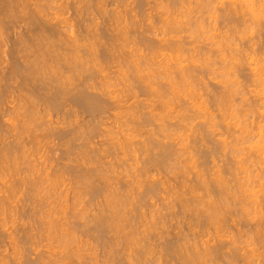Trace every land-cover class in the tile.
<instances>
[{"label": "bare ground", "instance_id": "1", "mask_svg": "<svg viewBox=\"0 0 264 264\" xmlns=\"http://www.w3.org/2000/svg\"><path fill=\"white\" fill-rule=\"evenodd\" d=\"M60 1L61 0H0V143H2L4 146H2V148L0 149V157H2L3 158V160H5V162H9L8 161V159L9 160H11V158H13V156H14V153L16 154V152L17 151H19L20 150V152H21V149H23V147H22V145H25V144H23L22 142H21V137H22V131H24V129H25V127L27 126V122L29 123L28 125L29 126H31L30 125V122H34L35 123V121H37V120H39L40 119V122H41V120L43 119V118H45V117H49V116H51L52 117V115H53V113H54V116H55V118H56V116H65V117H67L66 115H76V116H78V115H80V114H88L89 116H98L99 118H101V116L102 115H104L105 116V114H108L109 112H111L112 110H114L113 112H117V113H115V114H118L119 115V113H118V111H116V109L118 108V107H120V103L123 101V105H124V103H125V101H129L130 99H128V100H125L124 101V96H125V94H126V96L127 95H129L128 96V98H131V99H133V97L135 98V96H137L138 97V95L141 93V92H143V94H145V92L146 91H150L149 89H151L150 87L153 85V79H156V81H157V78L159 79V78H163V80H165L166 79V82H168V84L173 88V91L174 90H177L178 91V93L179 92H181V90L183 89L184 91H191V90H193V83L195 82V81H193V80H199V78H198V76H196V73L195 72H197V74H198V72L200 71H197L196 69H195V66L197 65L196 64V62H197V59H195L193 56H195L194 54H196L197 56L199 55V56H204V51H206L205 49V47H206V45H205V47H204V51L201 49V48H199L197 51L196 50H191V49H189L188 47V43H185V41H183L185 44H183L181 41L180 42H178V41H174L175 39L173 38L172 40H165L164 38V40L162 39H160L161 40V42H159L160 44H161V46L160 47H158L160 44L159 43H157L158 41H160L159 40V38L160 37H163V36H160L159 37V35L160 34H158L157 36H158V41L156 42L157 43V45L158 46H156L155 45V43L151 40V39H149L150 37H146V36H144L145 34H143L142 35V32H141V36H144V37H141V36H139V34H138V36L136 37V35H137V33H138V31L139 30H137V25H132V27H133V29H131L130 28V30H129V28H128V26L127 25H124V26H126V27H124L123 25V27L121 26V24L123 23L122 22V18H121V16L122 15H120V13H116V12H114L113 13V15L111 16V11L108 13L109 15H107V12L105 11V10H102L103 9V5H105L104 4V0H72L71 2L69 1V0H62L61 1V4H57V2L58 3H60ZM69 1V2H68ZM75 1V2H74ZM86 1V2H85ZM112 1V0H111ZM122 1H124V0H122ZM129 1V0H128ZM153 1V0H152ZM154 1H157L156 3L158 4V2H159V0H154ZM161 1V0H160ZM226 1H228V3L230 4V6L228 5L226 8H228V9H226V8H223V10H225V11H223V13L224 14H226L225 16L223 15V13L221 12V10L220 11H218V9H220V8H218L219 6L218 5H221V7H223L222 5H224V3H226ZM108 2V1H107ZM115 2V1H114ZM144 2H146V1H144ZM162 2V1H161ZM53 3H56V5H58V6H56L57 8H54V9H58L59 11H63L62 12V14L61 13H58V11L57 12H52L51 14L48 12V10L49 9H51V4L53 5ZM125 3V2H124ZM127 3V2H126ZM149 3H150V0H149V2H148V4L147 5H149ZM115 4V3H114ZM118 4V3H117ZM120 4V3H119ZM130 4V3H129ZM55 5V4H54ZM107 5V4H106ZM121 5H122V3H121ZM136 5V4H135ZM151 5V4H150ZM155 5V4H154ZM194 7H193V6ZM113 6V5H112ZM125 6H127V5H125ZM138 6H140V5H138ZM152 6V5H151ZM224 6H226V4L224 5ZM55 7V6H54ZM105 7V6H104ZM107 7V6H106ZM119 7V6H118ZM124 7V6H123ZM148 7V6H147ZM53 8V7H52ZM110 8V7H109ZM137 8V7H136ZM157 8H162L164 11L163 12H161L162 13V16L164 15V16H166V17H164V18H166V19H164V18H162V25H161V28H162V30H163V34L165 35V36H170V35H173V34H175V33H179V31L181 32L182 30L181 29H183V28H181L180 29V25L182 24V23H180L178 20H177V16L178 15H180L179 16V20H181L182 21V19H180V17L182 16V18L185 20V21H189V20H191V21H189V22H192L191 23V25H190V31L189 32H187V33H190L192 36H195L196 37V35L195 34H203V35H207V34H209V33H207V32H211L210 31V28L212 29V32L214 31L213 30V28L211 27V25H212V23H214L215 21H219V20H217V18H216V16H219V14L220 13H222V14H220V15H223L227 20H225V18H224V20L225 21H231V18L235 15L236 17L238 16V15H241L240 17H244L245 19L244 20H246V18H247V24L248 23H250L251 24V26L252 27H256V26H253V24L255 25V23L256 24H258V23H260V21H261V19L262 18H264V14H261L262 13V9H264V0H164V2H162V4H159L158 5V7ZM179 8V9H178ZM194 8V9H193ZM53 9V10H54ZM130 9V8H129ZM154 9H156V8H154ZM153 9V10H154ZM180 9H183V11L179 14V12L181 11ZM120 10V9H119ZM177 10L179 11V12H177ZM52 11V10H51ZM56 11V10H55ZM65 11V12H64ZM71 11V12H70ZM97 11L100 13L101 12V14H103V15H107V19H108V21H106V23L107 22H109V20H111L112 19V22H113V24L115 25L116 24V28L111 24V23H109L110 25H111V28H115V30H113L112 31V29L111 30H109L110 29V25L109 26H107V27H109V29L106 27V28H104L106 25H104L103 23H102V25H104V27H102V28H99V25L100 24H96V23H98V22H96L97 20H95V13H97ZM108 11V10H107ZM118 11V10H117ZM194 11H195V13H196V15H197V17H193L192 18V16H193V13H194ZM120 12V11H119ZM128 12V11H127ZM131 12V11H130ZM155 12V11H154ZM176 12L178 13V14H176ZM219 12V13H218ZM64 13V14H63ZM70 13V15H68ZM72 13V14H71ZM104 13H106V14H104ZM123 13V12H122ZM132 13H133V11H132ZM156 13V12H155ZM157 13H158V11H157ZM100 14V15H101ZM129 15H131V13H128ZM218 14V15H217ZM68 15V16H67ZM124 15V14H123ZM231 15H233V16H231ZM246 15L249 17H246ZM98 16V15H97ZM110 16V17H109ZM138 16V15H137ZM157 16H158V14H157ZM160 16V15H159ZM222 16V17H223ZM234 16V18H236ZM81 17H88V19H86V20H82L81 19ZM139 17V16H138ZM220 17V16H219ZM98 18V17H97ZM111 18V19H110ZM134 18V17H133ZM158 18H160V17H158ZM188 18V19H187ZM190 18V19H189ZM238 18V17H237ZM251 18V19H250ZM84 19V18H83ZM101 19V18H100ZM106 19V20H107ZM127 19H130V18H126V20ZM135 19V18H134ZM134 19H132V20H134ZM137 19V18H136ZM243 19V18H242ZM248 19H250L251 21H249ZM138 20V19H137ZM193 20V21H192ZM222 20V19H221ZM129 21V20H128ZM128 21H125V22H127L128 23ZM135 21V20H134ZM139 21H140V19H139ZM223 21V20H222ZM224 21V22H225ZM229 21V22H230ZM232 21H234L233 19H232ZM246 21L244 22V24H246ZM249 21V22H248ZM262 21H264L263 19H262ZM261 21V22H262ZM86 22H88L89 24H87ZM137 21H135V22H133V23H136ZM207 22H208V24H207ZM235 22H236V20H235ZM235 22H232V23H230V24H233L234 23V25H235ZM258 22V23H257ZM87 25H86V24ZM151 23V22H150ZM186 23V26H187V22H184V24ZM219 23V22H218ZM228 23V22H227ZM243 23V22H242ZM21 26H20V25ZM83 24H85V25H83ZM123 24H125V23H123ZM128 24H130V22L128 23ZM137 24V23H136ZM138 24H139V22H138ZM144 24V23H143ZM152 24V23H151ZM215 24V23H214ZM213 24V25H214ZM220 24V23H219ZM260 24H262V23H260ZM12 25H14V26H20L21 28H22V30H21V28H20V30L17 32V28H16V31L14 32V30L12 29L13 28V26ZM107 25H108V23H107ZM183 25V24H182ZM188 25V26H189ZM223 25H224V23H223ZM222 25V26H223ZM229 25V24H228ZM234 25H233V27H234ZM113 26V27H112ZM142 26V25H141ZM140 26V27H141ZM152 26V25H151ZM154 26V25H153ZM217 25H215L214 26V28L216 27ZM219 26V25H218ZM230 26V25H229ZM236 26V25H235ZM258 27H260V25H257ZM130 27V26H129ZM144 27V26H143ZM147 27V26H146ZM158 27V26H157ZM160 27V26H159ZM193 27V28H192ZM209 27V28H208ZM236 27H238V26H236ZM239 27H240V25H239ZM243 27V26H242ZM113 28V29H114ZM229 28V27H228ZM231 28H232V26H231ZM235 28V27H234ZM245 28H246V26H245ZM263 28V27H262ZM11 29V31H13V33L15 34H13L14 36L11 38V36H9L10 38H8V36H7V34H10L9 32L6 34V32L8 31V30H10ZM147 29V28H146ZM178 29H180L179 31H178ZM187 29H188V27H187ZM216 29V28H215ZM221 29V28H220ZM225 29V28H224ZM244 29V28H243ZM253 29V28H252ZM258 29V28H257ZM256 29V30H257ZM261 29V28H260ZM144 30V29H143ZM185 30V29H184ZM183 30V31H184ZM189 30V29H188ZM236 30H237V28L235 29V32H236ZM244 30H247V29H244ZM243 30V31H244ZM249 30H251V28H249ZM263 30H264V28H263ZM113 32V34H111L112 32ZM147 31V30H146ZM155 31V30H154ZM177 31V32H176ZM218 31V32H217ZM240 31V30H239ZM248 31V30H247ZM253 31V30H252ZM111 32V33H110ZM145 32V31H144ZM148 32H150V31H148ZM156 32V31H155ZM160 32H161V30H160ZM216 32H217V34L219 33V29L218 30H216ZM216 32H214V33H216ZM230 32H231V30H230ZM246 31H244V33H245ZM250 31H248V32H246L247 34L249 33ZM256 32V31H255ZM264 32V31H263ZM178 33H177V36H178ZM233 34H234V32H232ZM239 33V35H240V33L241 32H238ZM244 33H242V34H244ZM149 34V33H148ZM162 34V33H161ZM181 34V33H180ZM241 34V35H242ZM250 34V33H249ZM248 34V35H249ZM251 34H252V32H251ZM151 35V34H150ZM182 35H183V33H182ZM212 35V34H211ZM210 35V37H214V38H217L216 36L217 35H213V36H211ZM219 35V34H218ZM231 35V34H230ZM236 35V34H235ZM240 35V36H241ZM262 35V34H261ZM264 35V34H263ZM133 36L136 38L135 40H131V42L132 43H130V39L131 38H133ZM148 36V35H147ZM155 36V35H154ZM157 36H156V38H154L155 40L157 39ZM164 36V37H165ZM174 36V35H173ZM192 36H190L189 35V38L191 39V40H194L195 38L194 37H192ZM238 36V35H237ZM239 36V38L240 39H242L241 37ZM174 37H176V36H174ZM192 37V38H191ZM200 37V36H199ZM202 37V36H201ZM206 37H208V35L206 36ZM227 37V36H226ZM234 37V36H233ZM242 37H243V35H242ZM248 37H250V35L248 36ZM152 38H153V36H152ZM177 38H179V37H177ZM194 38V39H193ZM196 38H198V37H196ZM227 38H229V37H227ZM225 39V37L224 36H222L221 34L218 36V38L217 39H219V40H217V41H215V39H213L214 41H213V46H214V49H216V47H218L217 49H218V53L220 54V55H223V53H225L224 51H225V49L226 50H230V48L231 49H233L234 47H235V45H234V43H233V47H231L232 46V43H231V41L229 42V41H227L228 39ZM246 39H247V37H245ZM134 39V38H133ZM149 39V40H148ZM189 39V40H190ZM208 39V38H207ZM235 39H236V37H235ZM251 39V38H250ZM249 38H248V40H250ZM253 39V38H252ZM151 40V41H150ZM188 40V41H189ZM190 40V41H191ZM202 40H203V37H202ZM230 40V39H229ZM239 40V39H238ZM243 40H245L244 38H243ZM129 41V43L127 44V47H129L130 45L129 44H135L134 46H136V44H137V46L136 47H134L133 45H131L132 47H134V48H136L135 50L133 49V48H131L130 47V50H133L132 52L130 51V50H125L126 52L127 51H130V52H128V53H125V54H121L120 55V53L122 52V50H120V49H123V53H124V49L125 48H121V47H126V46H122V44L124 43V44H126L127 42ZM198 41V40H197ZM196 41V42H197ZM204 41H205V37H204ZM210 41V40H209ZM237 41V40H236ZM251 41V40H250ZM187 42V41H186ZM195 42V48H196V45L199 43V42H202L201 41V39L199 40V42H197L196 43ZM211 42V41H210ZM230 45H227V43ZM235 42V41H234ZM253 42H255V40L253 41ZM260 42H262V41H260ZM121 43V44H120ZM190 43H192V45H193V43L194 42H190ZM190 43H189V45H190ZM212 43V42H211ZM231 43V44H230ZM237 43V42H236ZM235 43V44H236ZM123 44V45H124ZM226 44V45H225ZM187 45V46H186ZM238 45H239V43H238ZM201 46H202V43H201ZM200 46V47H201ZM208 46V45H207ZM216 46V47H215ZM236 46H237V44H236ZM254 46H257V45H254ZM194 47H192V48H194ZM239 47V46H238ZM116 48H120L119 49V52H118V49H116ZM210 48H212L211 47V45H210ZM209 48V49H210ZM262 48V47H261ZM127 49V48H126ZM224 49V50H223ZM235 49V48H234ZM252 49H254L253 48V46H252ZM251 49V50H252ZM255 49H256V47H255ZM112 50H114V51H116L117 50V52L116 53H119L117 56H116V53H114V52H112ZM143 50H147V53H148V51H149V55H147V53H146V51H143ZM211 50V49H210ZM210 50H209V52H210ZM240 49H238V51H239ZM258 50V49H257ZM260 50V49H259ZM136 53H135V52ZM164 51L165 52H167L166 54L164 53ZM201 51H203V52H201ZM242 51V50H241ZM254 51V50H253ZM146 54H144V53ZM207 53H208V51H206ZM212 52V51H211ZM210 52V53H211ZM230 52H234V51H230ZM243 52V51H242ZM241 52V53H242ZM256 53H257V51H255ZM254 52V53H255ZM138 53V54H137ZM164 53V54H163ZM227 53V52H226ZM240 53V54H241ZM248 53V52H247ZM255 53V54H256ZM135 54H137V55H135ZM217 54V53H216ZM226 55V54H225ZM228 55V54H227ZM244 55V54H243ZM257 55V54H256ZM264 55V54H263ZM4 56V57H3ZM206 56V55H205ZM208 56V55H207ZM206 56V57H207ZM210 56H212V54L210 55L209 54V57ZM214 56H216V55H214ZM250 56V55H249ZM248 55H247V58L249 57ZM254 56V55H253ZM261 57H262V55H260ZM217 57V56H216ZM220 57V56H219ZM223 57H224V55H223ZM223 57L221 58V60H223ZM228 57V56H227ZM229 57H230V55H229ZM229 57H228V60H229ZM232 57V56H231ZM237 57H240V56H237ZM241 57H242V55H241ZM245 57V56H244ZM158 58H161L159 61H157L156 59H158ZM208 58V57H207ZM226 58V57H225ZM225 58H224V60H225ZM252 58V57H251ZM192 59V60H191ZM193 59H194V61H193ZM156 60V61H155ZM189 60H191L190 62H191V64L193 63V66L191 65V66H186V65H184V63L185 62H189ZM216 60H217V58H216ZM222 61V63H224L225 61ZM232 60V58H230V61ZM245 60H246V57H245ZM245 60H243V61H245ZM248 60H249V58H248ZM254 60H255V56H254ZM253 60V61H254ZM258 60H259V57H258ZM115 61H117L116 62V64H117V71L116 72H114L113 70H112V73L113 74H111V73H107V72H109V71H107L109 68V65L108 64H113ZM193 61V62H192ZM210 61H211V57H210ZM214 61V60H213ZM226 61H227V58H226ZM247 61V60H246ZM111 62H113V63H111ZM199 62V61H198ZM204 62H207V60H205ZM208 62H209V60H208ZM208 62L206 63L207 64V66H208ZM215 62V61H214ZM241 62V61H240ZM250 62V61H249ZM255 62H257V60L255 61ZM254 62V63H255ZM227 63L229 64L230 62H228L227 61ZM247 63V62H246ZM116 64H114V66L116 65ZM211 64V63H210ZM213 64V63H212ZM221 64V63H220ZM232 64V63H231ZM230 64V65H231ZM243 64V63H242ZM249 64V63H248ZM253 63L251 62V64H249V65H252ZM215 65V64H214ZM217 65V64H216ZM245 65V64H244ZM249 65H247V66H249ZM254 65V64H253ZM106 66H108L107 68H106ZM111 66H113V65H111ZM114 66L112 67L113 69H114ZM210 66V65H209ZM212 66V65H211ZM224 66V65H223ZM227 67H229V65H226ZM233 67H234V65H232ZM243 66V65H242ZM189 67V68H188ZM217 67V66H216ZM236 67H237V65H236ZM250 68H252L253 70L252 71H254V74H253V78H254V84L256 85V90H255V92H256V97H255V101L256 102H252L253 104H248V106L250 107V109H252V110H249V111H252L253 113H252V115H254V113H257V114H261V118H263L262 116H264L263 114H264V59H262L261 58V60L259 61V62H257V63H255V68H253L252 66H249ZM111 68V69H112ZM116 68V67H115ZM196 68H198V67H196ZM212 69H215V68H213V67H211ZM232 68V67H231ZM248 68V67H247ZM146 69V70H145ZM225 69V68H224ZM223 69V70H224ZM235 69V68H234ZM233 69V70H234ZM246 69V68H245ZM110 70V69H109ZM160 70V71H159ZM162 70V71H161ZM196 70V71H195ZM218 70V69H217ZM226 70V69H225ZM225 70H224V72L223 73H226V72H228L229 73V71H226L225 72ZM228 70V69H227ZM229 70H230V68H229ZM237 70V69H236ZM235 70V71H236ZM249 70V69H248ZM145 71H149L148 73H146ZM150 71H151V74H149L150 73ZM213 71V70H212ZM216 71V70H215ZM239 71V70H238ZM251 71V70H250ZM216 72H218V71H216ZM220 72V71H219ZM146 73V74H145ZM222 72H220L219 73V75L221 74ZM223 73H222V75H223ZM235 73V72H234ZM241 73V72H240ZM245 73V72H244ZM244 73H243V75H244ZM149 74V75H148ZM230 74H232V72H230ZM199 75V74H198ZM200 75H201V73H200ZM216 75H218L217 73H216ZM218 75V76H219ZM225 75H223V76H221L222 78L224 77ZM245 76V75H244ZM248 76V75H247ZM206 77H208V76H206ZM237 78H238V75L236 76ZM203 78V77H202ZM216 78H217V76H216ZM219 79H220V76L218 77ZM217 78V79H218ZM226 79H227V77H225ZM235 78V77H234ZM253 78H252V80H253ZM207 79V78H206ZM206 79H204V81L206 80ZM244 79V78H243ZM202 80V79H201ZM201 80H199V81H201ZM222 80H224V79H222ZM235 80V79H234ZM234 80H232L234 83H235V81ZM242 80V79H241ZM113 81H114V83H113ZM155 81V80H154ZM192 81H193V83H192ZM227 81V80H226ZM229 81V84H227L226 86H225V84H223L224 86H222L221 84V86H222V88L223 89H225V90H223V92H222V94L220 95H218L219 96V99H218V103H219V107H221L220 109H224V110H221L222 111V113H223V111H225L226 110V113H228V112H230L231 113V111H235L236 110V108H233V107H236V106H234L237 102L235 101L236 100V96L237 95H239L237 92H238V90L240 89V88H242V86L238 89V90H236V88H235V86H233V88H232V85H238V83L240 82V81H238V83H235V84H233V82H230V80H228ZM228 81H227V83H228ZM236 81H237V79H236ZM247 81V80H246ZM153 82V83H152ZM165 82V81H164ZM164 82H162V83H164ZM219 82H222L221 80L219 81ZM223 82H225V80L223 81ZM152 83V84H151ZM159 83V82H158ZM158 83H157V85H158ZM198 83H200V82H198ZM226 83V82H225ZM230 83L232 84V85H230ZM150 84H151V86H150ZM156 84V83H155ZM160 84H161V82H160ZM167 84V85H168ZM196 84V83H195ZM202 84V83H201ZM208 83L206 82L205 83V85H207ZM250 84V83H249ZM116 85H120V88L119 87H116ZM122 85V86H121ZM156 85V86H157ZM240 85V84H239ZM239 85H238V87H239ZM161 85H159V87H160ZM201 86V85H200ZM203 86H204V84H203ZM207 86H210L209 84L207 85ZM218 86H219V84H218ZM218 86H217V90H218ZM220 86V87H221ZM227 86H229V87H227ZM113 87H116V89H118L119 91H114V89L112 90L111 88H113ZM121 87H123L122 89H121ZM155 86H153V88H154ZM158 87V86H157ZM164 88L165 87H167V86H163ZM163 87H162V89H163ZM206 87V86H205ZM212 86H210V88H211ZM216 87V86H215ZM220 87H219V89H220ZM125 88V89H124ZM161 88V87H160ZM168 88V87H167ZM182 88V89H181ZM121 89V90H120ZM159 89V88H158ZM162 89H160V90H162ZM171 89V88H170ZM201 88H199V90H200ZM204 89V88H203ZM207 89V91H212V90H209V88H206ZM205 89V90H206ZM215 89V88H214ZM168 90V89H167ZM166 90V91H167ZM180 90V91H179ZM182 90V91H183ZM194 90H196V89H194ZM198 90V89H197ZM202 90V89H201ZM216 90V89H215ZM250 90V89H249ZM151 91H153V89L151 90ZM154 91H157L156 90V88L154 89ZM159 91V90H158ZM158 91H157V93H158ZM220 91V90H219ZM222 91V90H221ZM221 91L219 92V93H221ZM247 91H248V89H247ZM137 92H138V95H137ZM140 92V93H139ZM167 92H169V91H167ZM172 92V91H171ZM187 92L185 93V94H187ZM188 92V94L187 95H189V94H191L192 93V91H191V93H189ZM217 92V91H216ZM242 92L244 93V91H243V89H242ZM250 93H251V90L249 91ZM156 93V92H155ZM154 93V95H157V94H155ZM159 93H160V91H159ZM173 93V92H172ZM172 93H170L169 92V94H172ZM174 93H175V91H174ZM174 93L172 94V95H174ZM178 93H177V96H178ZM204 93H206V92H204ZM250 93H248V95L250 94ZM254 93V92H253ZM146 94H147V92H146ZM145 94V95H146ZM160 94H162V93H160ZM159 94V96H161ZM180 94V93H179ZM208 95L210 94V93H207ZM206 94V95H207ZM141 95V94H140ZM139 95V96H140ZM166 95V94H165ZM171 95V96H172ZM176 95V94H175ZM174 95V96H175ZM186 95V96H187ZM192 95V94H191ZM216 95V94H215ZM247 95V96H248ZM253 95H255V94H253ZM125 96V97H126ZM131 96V97H130ZM153 96V95H152ZM210 96V95H209ZM244 96H245V94H244ZM249 96H252V95H249ZM147 97V96H146ZM155 97V96H154ZM163 97V96H162ZM180 97H182V99L184 100V95L183 96H180ZM179 97V98H180ZM203 97H205L204 95H203ZM11 99V101L10 102H8L9 104H10V106H7V105H9V104H6L7 103V99ZM148 98V97H147ZM151 98V97H150ZM159 98H161V97H159ZM163 98H165V97H163ZM167 98H169V97H167ZM188 98V97H187ZM198 98V97H197ZM211 98V97H210ZM239 98V97H238ZM241 98V97H240ZM245 97H243L242 96V98L241 99H243V100H245L244 99ZM253 97H251V99H252ZM127 99V98H126ZM138 99V98H137ZM173 99V98H172ZM189 99H191L190 98V96H189ZM215 99V98H214ZM249 99H250V97H249ZM248 98H247V100H249ZM141 100V99H140ZM150 100V99H149ZM148 100V101H149ZM157 100V99H156ZM155 100V101H156ZM164 100V99H163ZM173 100H175L176 101V99H173ZM183 100L182 101H180V102H183ZM186 100V99H185ZM206 100V99H205ZM253 100V99H252ZM133 101H134V99H133ZM169 101V104H171V102H173V101H171V100H168ZM168 101L166 100L165 102H167V104H168ZM171 101V102H170ZM175 101L173 102V103H175ZM188 101V100H187ZM209 101V100H208ZM212 101V100H211ZM236 103H235V102ZM254 101V100H253ZM137 102V101H136ZM150 102V101H149ZM164 102V101H163ZM162 102V104L165 106H162V107H164V109H166V104H165V102L163 103ZM179 102V101H178ZM179 102V103H180ZM213 102V101H212ZM215 102V101H214ZM217 102V101H216ZM247 102V101H246ZM251 102V101H250ZM138 103V104H137ZM137 103H131L132 104V106L133 105H136V106H134V107H132V106H130L131 108H129V110L127 111L126 109V112H128V113H126L127 114V116H129V117H131V118H136V119H134L133 121L131 120V122H129L128 123V121L126 122L124 119L125 118H123V120L125 121H123L124 123H125V130H123L122 132H121V130L119 131V132H121V133H119V132H117L118 134H121V138H119V139H116L115 138V140H113V141H111L112 143H113V149H115L116 150V152H117V150H118V152H122L124 155H126L127 156V153H138L137 151L138 150H140L142 153H143V156H144V154H145V156L146 157H148L147 159V161H145V163L147 162V164H145L146 166L145 167H143V168H145V169H142V171L144 172V174L142 175V173L141 172H138V171H140V168H138L139 170L138 171H136V172H138V173H134L133 175H135V174H139V173H141L140 174V176H137L136 175V177L138 178L137 179V182L134 180V182L136 183V185L137 184H139L140 186L143 184V182L142 181H146L147 179H145V177H144V175H145V173H146V171L147 170H149V168H146V167H151L152 166V168L154 167H161L160 169H163L162 167H166L167 165H168V163H170V165H171V162L174 160L173 158L175 157L174 155H176L175 154V148L177 149V147H175V146H178L177 144H178V142H177V137L179 138V134H177V135H175L174 133H173V136H172V134L169 132V131H171V129L169 128V126H168V128L166 127L167 125H166V123H164L163 122V124L164 125H166V126H161L160 125V129L159 130H161V132H163V133H167V132H169L165 137L167 138V140H169L170 138V140H172L173 138L172 137H174V136H177V137H174V140L172 141V142H174L175 143V148H171V147H169V145L168 144H170V143H166V145L164 144L165 142L164 141H161V138L159 137L160 135H157L156 133H153V131H148L147 129H146V132L145 133H142L143 132V130H142V128L143 127H146L147 125H148V123H152L153 124V122H152V118H154V117H156V116H150V115H155V113H153L152 111H153V109H151L150 111L152 112V114H150L151 112H147V113H144L143 112V110L144 109H146V108H144V109H142L143 107H142V105H140L139 103H141V102H137ZM145 103V102H144ZM143 103V104H144ZM157 103V102H156ZM160 103H161V101H160ZM191 102H189V104H190ZM235 103V104H234ZM120 104V105H119ZM150 104V103H149ZM161 104V105H162ZM168 104V105H169ZM193 104V103H192ZM211 105H212V103H210ZM128 105H130V102L128 103ZM140 105V106H139ZM145 105V104H144ZM159 106H161L160 104H158ZM158 105L156 106V107H158ZM176 105H178L177 104V102H176ZM188 105V104H187ZM191 105V104H190ZM216 105V104H215ZM245 105V104H244ZM151 106V105H150ZM181 106V105H180ZM183 106V105H182ZM181 106V107H182ZM243 106V105H242ZM126 107V106H125ZM170 107H171V105H170ZM192 107H194L195 108V110L198 112V114L199 113H203L204 112V114H205V112H206V108H205V106H204V104L203 103H198V102H196V103H194L193 104V106ZM191 107V108H192ZM218 107V106H217ZM152 108V107H151ZM153 108H155V105H154V107ZM161 108V107H160ZM159 108V110H161ZM212 108V107H211ZM246 108H248L247 106H246ZM121 109H124V106H122V108ZM168 109H169V106H168ZM172 109V108H171ZM174 110L176 109L175 107L173 108ZM183 109V108H182ZM193 109V108H192ZM213 109V108H212ZM220 109H218L217 111L219 112V110ZM233 109V110H232ZM238 110H239V107L237 108ZM243 109H244V107H243ZM249 109V108H248ZM158 110V111H159ZM163 110V109H162ZM161 110V111H162ZM181 110V109H180ZM209 110V109H208ZM241 110H242V108H241ZM245 110V109H244ZM66 111V112H65ZM122 111V110H121ZM120 111V112H121ZM145 111V110H144ZM157 111V110H156ZM155 111V112H156ZM166 111V110H165ZM171 111V110H170ZM169 111V112H170ZM176 111V110H175ZM178 111V110H177ZM248 111V110H247ZM65 112V114H63ZM123 112V111H122ZM146 112V111H145ZM181 112V111H180ZM208 112V111H207ZM242 113H243V111H241ZM245 112H246V110H245ZM166 113V112H165ZM164 113V114H165ZM171 114H172V112H170ZM214 113V112H213ZM236 113H237V111H236ZM52 114V115H51ZM114 114V113H113ZM113 114H111V115H113ZM156 114H159V113H156ZM163 114V113H162ZM167 114V113H166ZM165 114V115H166ZM197 113H195V115H196ZM219 114H221V113H219ZM239 114V113H238ZM251 113H249V115H250ZM87 115V116H88ZM101 115V116H100ZM165 115H164V117H165ZM179 115H182V113L180 114L179 113V111H178V116ZM194 115V116H195ZM202 115V114H201ZM206 115H208V114H205V116ZM215 115V114H214ZM242 115V114H241ZM248 114H247V116H249ZM54 116H53V118H54ZM86 116V117H87ZM113 116H115V115H113ZM159 116V115H158ZM157 116V117H158ZM161 116H163V115H161ZM167 116H168V114H167ZM174 116V114L172 115V117ZM183 116V121H185V120H188V118L191 120L192 119V121L191 122H193L194 120V118H192L190 115L187 117L186 115H182ZM216 116H217V119L216 120H218V121H216V123L215 124H212V121H210V128L211 129H219V127H221V125H223L224 124V122L222 121V124H219L220 123V121H219V119H218V114H216ZM236 116H237V114H236ZM242 116H244V115H242ZM241 116V117H242ZM246 116V117H247ZM64 117V118H65ZM73 117H75V116H73ZM72 117V118H73ZM84 117V116H83ZM119 117H121L120 115H119ZM150 117H152V118H150ZM157 117H156V119H157ZM170 117V116H169ZM175 117V116H174ZM173 117V118H174ZM181 117V116H180ZM180 117H177V118H180ZM199 117V116H198ZM202 117H204V116H202ZM231 117H233V116H231ZM260 117V116H259ZM63 118V117H62ZM68 119L69 118H71L70 116L69 117H67ZM80 118V117H79ZM78 118V119H79ZM88 118V117H87ZM114 118V117H113ZM138 118V119H137ZM201 118V117H200ZM224 117H222V118H220V120L221 119H223ZM234 118V117H233ZM237 118V117H236ZM238 118H240V117H238ZM243 118V117H242ZM241 118V119H242ZM261 118H260V120H261ZM48 120H49V118H47ZM58 119V118H57ZM68 119H66L65 118V121L64 122H66V120H68ZM120 119H122V118H120ZM120 119H118V120H120ZM151 119V120H150ZM167 119V118H166ZM165 119V120H166ZM172 119V118H171ZM170 119V120H171ZM196 119L197 118H195V121H196ZM199 119V118H198ZM224 119H227V117H226V115H225V118ZM258 119V118H257ZM264 119V118H263ZM47 120V121H48ZM56 120V119H55ZM55 120H50L49 122H46V123H42L43 124V127H44V124L46 125V128H44L45 129V131H43V129H42V132H45V134H44V136H46L48 139L49 138H55V140L56 139H59V141H61V142H63V140L65 141L66 140V138L68 139V138H70L71 137V135H72V137H71V139L73 138V135H76V136H78V138H77V142L81 139V137L83 136V133H82V131L84 132V130H81V129H85V131L88 129L87 128V125H86V128H75V130H73L74 129V127H75V125H74V127H73V125L72 126H70V124H69V126L70 127H72L73 129V131L71 130H68V131H65L64 129H67V128H65V126H63L64 128H62V127H58L57 125H63V123H62V119H58L57 120V122H55ZM64 120V119H63ZM75 120V119H74ZM114 120H116V117L114 118ZM130 120V119H129ZM158 120V119H157ZM162 120H164V118L162 119ZM175 120V119H174ZM177 120V119H176ZM181 120V118L178 120V121H180ZM199 120H201V119H199ZM212 120V119H211ZM214 120H215V118H214ZM227 120H229V119H227ZM46 120H44L43 122H45ZM52 121V122H51ZM61 121V122H60ZM90 121H92V120H90ZM121 121V120H120ZM119 121V122H120ZM154 121V120H153ZM167 121V120H166ZM172 121V120H171ZM177 121V122H178ZM182 121V120H181ZM189 121V120H188ZM225 121V120H224ZM233 121V120H232ZM258 120H255V122L254 123H252V124H250L249 125V123H248V125H246L245 124V126H243V127H241L242 128V143H243V141H244V143L246 142H251V140H258L259 138V140L257 141V142H255L256 144L254 145V143L252 144V142L250 143V144H252V145H254V146H252V147H254V151H253V155L252 154H250V156H252L250 159L249 158H247V159H249V160H244V162H247V164L249 165L248 166V169H247V171H251V170H249V168L250 167H252V166H254L255 164L257 165V163L260 165V167L261 168H263L262 167V165L264 166V139H262V137H263V129H261L262 127H263V125H262V127L260 126V124L262 123V120H261V123L260 122H257ZM37 122H39V121H37ZM53 122H55V123H53ZM69 122V121H68ZM97 122V121H96ZM156 122V121H155ZM175 123H176V121H174ZM186 122V121H185ZM184 122V123H185ZM190 122V121H189ZM219 122V123H218ZM251 122H253V120H251ZM79 123H81V122H77V124H79ZM90 123V122H89ZM98 123V122H97ZM104 123V122H103ZM103 123L101 124V123H99V124H101V125H103ZM117 123V122H116ZM128 123V124H127ZM162 123V122H161ZM160 123V124H161ZM169 123V122H168ZM198 123H200V122H198ZM204 123V122H203ZM214 123V122H213ZM226 123H229V122H226ZM232 123V122H231ZM230 123V124H231ZM33 124V123H32ZM36 124V123H35ZM42 124H40L41 126H42ZM76 124V123H75ZM93 124H94V122H93ZM118 124H122V121L120 122V123H118ZM173 124V123H172ZM179 124V123H178ZM192 125H193V123H191ZM206 125H207V123H205ZM234 124H235V122H234ZM233 124V125H234ZM236 124H238V122L236 123ZM263 124V123H262ZM26 125V126H25ZM37 125V132H39L40 130H41V128H43V127H40L38 124H36ZM64 125H66V124H64ZM79 125H81V124H79ZM78 125V126H79ZM97 125V124H96ZM105 125V124H104ZM171 125V124H170ZM189 125V126H188ZM187 125V123H186V126L187 127H192L190 124H188ZM196 125V124H195ZM228 125V124H227ZM227 125H224V126H227ZM239 125H241V123L239 124ZM243 125V124H242ZM241 125V126H242ZM68 126V125H67ZM66 126V127H67ZM83 126H85V125H83ZM89 126V125H88ZM94 126H95V124H94ZM118 126V125H117ZM150 126V125H149ZM172 126V125H171ZM174 126H177L176 124L174 125ZM173 126V127H174ZM180 127H181V125H179ZM186 126H182V127H184V130H186V132H187V127ZM196 126H198V125H196ZM201 126V125H200ZM224 126H222V127H224ZM236 126V125H235ZM21 127H22V129H21ZM82 127V126H81ZM92 127V126H91ZM103 127V126H102ZM120 128H121V126H119ZM131 127V128H130ZM178 127V126H177ZM177 127H175L176 129H177ZM202 127H204V126H202ZM40 128V130L38 131V129ZM96 128L98 129V127L96 126ZM225 128H227V127H225ZM240 128V129H241ZM264 128V127H263ZM34 129V128H33ZM143 129H145V128H143ZM150 129V128H149ZM183 128H179V130H177V131H180V130H182ZM191 129V128H190ZM227 129H230L229 128V126H228V128ZM226 129V130H227ZM27 130H29V127H28V129ZM26 130V131H27ZM89 130H90V128H89ZM93 130V129H92ZM152 130V129H151ZM158 130V131H159ZM198 130H199V127H198ZM201 130V129H200ZM208 130H209V127H208ZM207 129H206V131H208ZM226 130H224V131H226ZM259 130L261 131V132H259ZM32 131V130H31ZM91 131V130H90ZM94 131H96L95 129H94ZM157 131V130H156ZM155 131V132H156ZM172 131H174V129H172ZM171 131V132H172ZM176 131V130H175ZM176 131V132H177ZM189 131V130H188ZM196 131H197V129H196ZM222 131V130H221ZM256 131H257V133H256ZM36 132V133H37ZM107 132H108V130H107ZM111 132V131H110ZM198 132V131H197ZM197 132H196V135H197ZM204 132H205V130H204ZM204 132H203V138L205 137L204 136ZM209 132H211L210 130H209ZM213 132V131H212ZM216 131H214L213 133H215ZM228 132V131H227ZM231 132V131H230ZM229 132V133H230ZM24 133V132H23ZM29 132L27 131V134H28ZM32 133V132H31ZM178 133V132H177ZM182 133V132H181ZM180 133V134H181ZM184 133V132H183ZM191 133H193L194 134V131L191 129ZM207 133V132H206ZM218 133H220V131L218 132ZM236 133V132H235ZM87 134H88V132H87ZM110 134V133H109ZM113 134V133H112ZM143 134H144V137L146 136V139L144 140V141H141L140 140V138H141V136H143ZM146 134V135H145ZM157 135L158 137H156L157 139H160L159 141L154 137V135ZM160 134H162V133H160ZM208 134V133H207ZM207 134H205V135H207ZM210 134V133H209ZM225 134H226V132H225ZM41 135H43L42 133H41ZM183 135V134H182ZM182 135H180L181 137H183ZM212 135V134H211ZM213 135H215V134H213ZM216 135H218V134H216ZM215 135V137H217ZM220 135V134H219ZM228 135V134H227ZM230 135V134H229ZM233 135H234V133H233ZM236 135V134H235ZM260 135H261V137H260ZM36 136H40V135H36ZM43 136V137H44ZM89 136V135H88ZM92 136V135H91ZM138 136H140L139 137V140H136L137 139V137ZM169 136H171L170 138H169ZM186 136V135H185ZM187 136H188V134H187ZM200 136V135H199ZM236 136H238V135H236ZM45 137V138H46ZM86 137V136H85ZM180 137V138H181ZM194 137V136H193ZM197 137V136H196ZM208 137H209V135H208ZM207 137V138H208ZM212 137V136H211ZM214 137V138H215ZM219 137V136H218ZM257 137H258V139H257ZM9 138H13V140L12 139H10V140H12V141H10L9 140ZM26 138V137H25ZM34 138V137H33ZM38 138V137H37ZM80 138V139H79ZM88 137H86V139H87ZM169 138V139H168ZM175 138H176V142H175ZM179 138V139H180ZM190 138H192V137H190ZM195 138V137H194ZM206 138V137H205ZM231 138V137H230ZM235 138V137H234ZM233 138V139H234ZM256 138V139H255ZM9 140V142H7L6 140ZM22 139H23V137H22ZM76 138L74 137V140H75ZM86 139L84 138V136H83V139L82 140H85L86 141ZM94 139V138H93ZM142 139V138H141ZM163 139V138H162ZM182 139V138H181ZM180 139V140H181ZM199 139V138H198ZM220 139V138H219ZM219 139H217V142H218V140ZM245 139V140H244ZM26 140V139H25ZM38 140V139H37ZM40 140V139H39ZM47 140V139H46ZM82 140H80V141H82ZM169 140V141H170ZM179 140V141H180ZM188 140V138L186 139V140H184V139H182L181 141H182V143H183V146L185 147V145H186V141ZM197 140V139H196ZM195 140V141H196ZM201 140V139H200ZM208 140V139H207ZM211 140V139H210ZM210 140H208V141H210ZM216 140V139H215ZM235 140H237V139H235ZM235 140H233V141H235ZM23 141H24V139H23ZM34 141H35V139H34ZM58 141V140H57ZM73 140H71V142H72ZM79 141V142H80ZM109 141V140H108ZM166 141V140H165ZM181 141H180V143H181ZM193 141V140H192ZM191 141V142H192ZM202 141H204V140H202ZM36 142V141H35ZM43 142V141H42ZM60 142V143H61ZM66 142V141H65ZM79 142H78V144H79ZM86 142H88V140L86 141ZM162 142H163V144H162ZM171 142V141H170ZM194 142V141H193ZM206 142V141H205ZM216 142V143H217ZM219 142H221L220 140H219ZM218 142V143H219ZM222 142H224V141H222ZM226 142V141H225ZM239 142V141H238ZM237 142V145L238 144H240V143H238ZM26 143V142H25ZM58 143V142H57ZM69 143V145H70V142L69 141H67V143L66 144H68ZM92 143L93 142H91V146H92ZM181 143V144H182ZM188 143V142H187ZM196 143V142H195ZM207 143V142H206ZM205 143V144H206ZM215 143V142H214ZM72 145H74L75 144V141L74 142H72L71 143ZM86 144V143H85ZM89 144V143H88ZM173 143H171L170 144V146L172 145ZM181 144H179V145H181ZM189 144V146H190V142L188 143ZM194 144V143H193ZM192 144V145H193ZM204 144V145H205ZM225 144V143H224ZM230 144V143H229ZM231 144H232V141H231ZM79 145H81V144H79ZM168 145V146H167ZM196 145V144H195ZM201 145H203V144H201ZM212 145V144H211ZM210 145V146H211ZM223 145V144H222ZM227 145H228V141H227ZM28 146V145H27ZM62 146V143H61V145H60V147ZM65 146H67V145H65ZM75 147H76V149H77V146L78 145H74ZM74 146H73V148H74ZM83 146V145H82ZM81 146V148L83 149V147ZM90 146V147H91ZM183 146H182V148H183ZM186 146H188V145H186ZM187 147L188 148V151H189V149H191V147ZM198 146V145H197ZM207 146V145H206ZM225 146H226V144H225ZM233 146H234V144H233ZM232 146V147H233ZM244 146V145H243ZM72 147V146H71ZM85 147H86V145H85ZM85 147H84V149L83 150H85ZM109 147V146H108ZM151 147H153L152 149V151H151ZM193 147V146H192ZM203 147V146H202ZM211 147H214V145H212ZM231 147V148H232ZM236 147V146H235ZM24 148H25V146H24ZM64 148V147H63ZM62 148V149H63ZM67 148H69V146H67ZM67 148L65 147V149H64V151L65 150H67ZM87 148V147H86ZM112 148V147H111ZM110 148V149H111ZM155 148V149H154ZM181 147L179 146L178 147V150H180V151H182V149H180ZM186 148V147H185ZM185 148H184V150H185ZM195 148V147H194ZM204 148V147H203ZM209 148V147H208ZM234 148V147H233ZM79 149H80V147L78 146V151L77 152H79ZM82 149H80V150H82ZM92 149H94V148H92ZM197 149V148H196ZM211 150H212V148H210ZM218 149H220V148H218ZM225 148H224V145H223V150H224ZM227 149H228V146H227ZM242 149H244V147L242 148ZM248 149V148H247ZM72 150L73 149H71V152H72ZM96 150V149H95ZM105 150H107V149H105ZM112 150V149H111ZM175 150V151H174ZM198 150V149H197ZM208 150V149H207ZM223 150H222V152H223ZM226 150V149H225ZM232 150V149H231ZM24 151H25V149H24ZM61 152H62V150H60ZM63 151V152H64ZM70 151V150H69ZM74 151H75V148H74ZM100 151V150H99ZM108 151V150H107ZM154 151H157V153H155L154 155L151 153V152H154ZM192 151V150H191ZM214 151H215V148H214ZM220 151V150H219ZM235 151V150H234ZM244 151V150H243ZM242 151V152H243ZM246 151H248V150H246ZM26 152V151H25ZM55 152V151H54ZM60 152V153H61ZM84 152V151H83ZM94 152H96V151H94ZM100 152H102V151H100ZM115 152V151H114ZM117 152V153H118ZM179 152V151H178ZM183 152V151H182ZM184 152H186V151H184ZM193 152V151H192ZM229 152V151H228ZM65 154L67 153L66 151L64 152ZM75 153V152H74ZM81 153V152H80ZM86 153V156H87V150H86V152H84V154ZM98 153V152H97ZM97 153H95L96 155H97ZM106 153H108V152H106ZM119 153V154H120ZM190 153V152H189ZM194 153V152H193ZM224 153V152H223ZM226 153H227V151H226ZM21 154H22V152H21ZM64 154V156H67V155H65ZM67 154H69V153H67ZM81 154H83V153H81ZM92 154L94 155V153L92 152ZM92 154L90 155V156H92ZM102 154V153H101ZM112 154V153H111ZM123 154H120V155H123ZM129 154H128V156H129ZM180 154V153H179ZM186 154V153H185ZM187 154H188V152H187ZM222 154V153H221ZM237 154V153H236ZM23 155H25V154H23ZM78 155H80L79 153H78ZM77 155V157H78V159H79V156ZM98 155H100V154H98ZM97 155V156H98ZM131 155H133V154H131ZM136 155V154H135ZM148 155V156H147ZM154 157H153V156ZM201 155H202V158L204 157V162L205 163H207L208 164V162L207 161H205L206 160V158H207V156H208V154H207V152H206V154L204 153H201ZM205 155H207V156H205ZM240 155H242L241 153H240ZM20 156V155H19ZM25 156H27V155H25ZM61 156H62V158H63V154L61 153ZM69 156H70V154H69ZM81 156V155H80ZM88 156H89V154H88ZM97 156H95V157H97ZM117 156V155H116ZM127 156V157H128ZM188 156V159H190V161H192V160H195V159H193V158H195V155L193 154V155H187ZM197 156V155H196ZM214 156V155H213ZM223 156H226L225 154H223ZM237 156V155H236ZM249 156V155H248ZM247 156V157H248ZM18 157V156H17ZM21 157V156H20ZM28 157V156H27ZM68 157V156H67ZM67 157H66V159H67ZM75 157V156H74ZM81 157H83V155L81 156ZM95 157H93V158H95ZM100 157V156H99ZM110 157V156H109ZM125 157V156H124ZM135 157V156H134ZM137 157V156H136ZM141 157V156H140ZM209 157V156H208ZM216 157V156H215ZM228 157V156H227ZM238 157V156H237ZM236 157V158H237ZM16 158V157H15ZM14 158V159H15ZM70 158V157H69ZM84 158H86V157H84ZM84 158H82V162H83V159ZM92 158V159H93ZM103 158V157H102ZM117 158V157H116ZM115 158V159H116ZM131 158H133L132 156H131ZM180 158H183V157H180ZM213 158V157H212ZM233 158V157H232ZM13 159V160H14ZM17 159V158H16ZM65 159V158H64ZM74 159H76V157L74 158ZM78 159H76L77 161H78ZM89 159H91V158H89ZM91 159V160H92ZM96 159V158H95ZM93 159V162L94 161H97L98 159ZM108 159H110V158H108ZM112 159H114L113 157L111 158V160ZM118 159V158H117ZM122 159V158H121ZM130 159V158H129ZM136 159V158H135ZM155 159V160H154ZM177 159H179V158H177ZM177 159H175V162H177V163H174L173 164V166H172V169L174 170V171H176V170H178V174H183L184 173V175L186 176V174L187 175H189V173H187V172H185V171H183V170H186L185 169V167H186V165L184 166V168H183V164L184 163H182L181 164V162L180 161H178ZM187 159V160H188ZM211 159V157L209 158V160ZM25 160V159H24ZM27 160V159H26ZM62 160V159H61ZM71 160V159H70ZM75 160V161H76ZM88 160V159H87ZM91 160H89V161H91ZM103 160V159H102ZM119 160V159H118ZM131 160V159H130ZM138 161H139V159H137ZM140 160H144V158L143 159H140ZM146 160V159H145ZM184 160V159H183ZM186 160V161H187ZM201 160V159H200ZM200 160H199V162H200ZM213 160H214V158H213ZM230 160V159H229ZM228 159H227V162L229 161ZM15 161V160H14ZM57 161V160H56ZM58 161H60V160H58ZM57 161V162H58ZM74 161V160H73ZM72 161V162H73ZM76 161V162H77ZM137 161V162H138ZM198 161V160H197ZM202 161V160H201ZM25 163H26V161H24ZM24 162H23V164H24ZM33 162V161H32ZM47 162V161H46ZM56 162V163H57ZM69 162V161H68ZM79 162V161H78ZM77 162V163H78ZM92 162V161H91ZM103 162V161H102ZM108 162V164H109V162H110V160L109 161H107ZM106 162V163H107ZM116 162V161H115ZM122 162V161H121ZM123 162H124V160H123ZM122 162V163H123ZM128 161H127V159H126V163H127ZM151 162H153V163H151ZM174 162V161H173ZM183 162V161H182ZM193 162H195L196 163V160L195 161H193ZM226 162V163H227ZM233 162V161H232ZM243 162V160L241 161V163ZM250 162V163H249ZM10 163V162H9ZM18 162H16L15 164H17ZM62 163V162H61ZM74 163V162H73ZM88 163V162H87ZM113 163H114V160H113ZM111 164V165H114V164ZM192 163V162H191ZM194 163V164H195ZM235 163V162H234ZM238 163H240V162H238ZM240 163V164H241ZM6 164V163H5ZM11 164V163H10ZM30 164V163H29ZM28 163H26V165H29ZM82 164V163H81ZM84 164V163H83ZM90 164V163H89ZM93 165L95 164V162L94 163H92ZM118 164V163H117ZM119 164H120V162H119ZM139 164V163H138ZM142 164H143V162H142ZM151 164V165H150ZM167 164V165H166ZM190 164V163H189ZM189 164H188V166H189ZM200 164V163H199ZM207 164H206V166H207ZM215 164V163H214ZM236 164V163H235ZM244 164H246V163H243V165ZM31 165V164H30ZM34 165V164H33ZM42 165H44V164H42ZM45 165H46V163H45ZM61 165V164H60ZM73 165H75V164H73ZM73 165H72V168H71V165L69 166V170H68V174H69V172H73V170H71L70 171V168L71 169H76L75 167L73 168ZM79 165V164H78ZM77 165V166H78ZM88 165V164H87ZM86 165V166H87ZM123 165H125V166H127V164H123ZM166 165V166H165ZM209 165V164H208ZM217 165V164H216ZM8 166H9V164H8ZM15 166V165H14ZM35 166V165H34ZM46 166H48V165H46ZM45 166V167H46ZM62 166V165H61ZM65 166V165H64ZM64 166H62V167H64ZM118 168H119V166L118 165H116ZM121 167H122V164L120 165ZM129 166H130V164H129ZM135 166V165H134ZM139 166V165H138ZM191 166V165H190ZM189 166V167H190ZM192 166H193V164H192ZM196 166V165H195ZM203 166H205L204 164H203ZM230 166V165H229ZM235 166V165H234ZM10 167H13L12 165L10 166ZM17 167V166H16ZM15 167V168H16ZM30 167V166H29ZM33 167V166H32ZM44 167V166H43ZM42 167V168H43ZM66 167H68V166H66ZM65 167V169L64 170H67V168ZM85 167V166H84ZM108 167L109 168H111L110 167V165H108ZM169 167V166H168ZM167 167V168H168ZM197 167V166H196ZM200 167V166H199ZM208 167H210V166H208ZM236 167H237V165H236ZM241 167H242V164H241ZM240 167V168H241ZM247 167V166H246ZM254 167H256V166H254ZM20 168V167H19ZM19 168L17 169V170H19ZM35 168V167H34ZM33 168V169H34ZM37 168V167H36ZM35 168V169H36ZM38 168H39V166H38ZM101 167H99V169H100ZM124 168V167H123ZM131 168H133V166L131 167ZM130 168V169H131ZM192 168V167H191ZM194 169H195V167H193ZM212 168V167H211ZM233 168V167H232ZM238 168H239V166H238ZM244 170H245V167H242ZM0 169H2V168H0ZM6 169H7V167H6ZM5 169V170H6ZM26 169V168H25ZM40 169V168H39ZM63 169V168H62ZM86 169V168H85ZM90 169H91V167H90ZM114 169H116V171H117V168L114 166V168H113V172H116V171H114ZM120 169V168H119ZM127 169H129V167L127 168ZM127 169H124L125 171H127ZM135 169V168H134ZM134 169H132V170H134ZM193 169V170H194ZM209 169V168H208ZM214 169H216V168H214ZM218 169V168H217ZM231 169V168H230ZM236 169V168H235ZM259 169V168H258ZM16 170V169H15ZM14 170V171H15ZM37 170V169H36ZM41 170V169H40ZM44 170V169H43ZM54 170V169H53ZM58 170V169H57ZM54 170L55 171V173L56 172H58V173H60L61 171V175H58V176H53V177H55L52 181L49 179L48 180V178H47V180H48V182H49V184H48V187H47V189L45 188V189H43V186L42 185H44V184H39V182H40V180H39V178L37 179V178H32V177H34V176H30L29 177V174H31V173H28L29 171H31V170H26V171H28V172H25V173H28V174H26V175H28V177L27 176H25L24 178L25 179H23L22 181H20V182H18V180H19V178H18V180H17V183L18 184H15L14 186H18V185H22V186H27L28 185V188L26 187V189L27 190H30V191H28V192H31V194H33V195H35V197L36 196H38V197H36V200H38L37 198H39L40 196V194H42V193H46V191H49V193H50V195H51V193H52V190H57V188H62V187H64V185L62 184V175H64V170ZM98 170V169H97ZM104 170H105V166H104ZM106 170H107V168H106ZM109 170V169H108ZM107 170V171H108ZM132 170H131V173H132ZM152 169H150L149 171H151ZM156 170V169H155ZM165 170V169H164ZM163 170V171H164ZM205 170H207V169H205ZM238 170H240V169H238ZM256 170H257V168H256ZM255 170V171H256ZM261 170V173L263 174V172H264V170L263 169H260ZM24 171V170H23ZM22 171V173H24ZM39 171V170H38ZM45 171H46V169H45ZM48 171V170H47ZM46 171V172H47ZM88 171H89V169H88ZM87 170H85V172H88ZM91 171V172H90ZM89 171V173H84V171H82L83 173H84V175L81 173V175H79L80 173L79 172H81V171H77L76 170V172H75V170H74V172L73 173H79L78 175H79V178L77 177L76 178V180L77 179H80L79 181L77 180V181H74L75 183H77V182H79L78 184H79V188L78 187H76V188H78L79 189V194H77L76 192V195H75V197L77 196V197H79L80 196V198H82V197H84V196H87V197H90L91 198V200H96L97 201V199L101 196V198L103 199L104 198V200H103V203H101V209H100V211H98V214H97V216H95L94 217V220H92V218H91V216L92 215H90V219L92 220V222H94V226L92 227V229H91V227L90 226H92V222H91V220H90V222L92 223L91 225H90V222H88L89 223V227H87V231H86V228H84L85 230L84 231H86V233H88V232H90V234L92 233L91 231H95V235H96V233L100 236V237H98V239L100 238H103V237H107V235H105V234H108V232H116V233H121V231L123 230H125L126 231V228H128V223L130 224L131 223V221L132 222H134L135 221V219H136V217H134L133 219H132V215H133V212L131 213V212H129V211H127V207H129L128 205H129V200H130V198L131 197H129V196H127V195H125L126 194V190L124 191V193L125 194H121V192H119L118 191V186H117V189H111L112 187H114V185L116 184V182H115V184L112 186L111 184H108V183H111V182H113L112 180H114V179H116V178H112V176L110 177V175L111 174H113V176H115V175H117V174H115V173H113V172H110V171H108V173H105L106 171H104L103 172V170H102V168H101V171L103 172H101L100 170L98 171V172H96L95 173V171H93V170H90ZM122 171V170H121ZM129 171V170H128ZM135 171V170H134ZM187 171V170H186ZM201 171V170H200ZM200 171L198 172L197 171V168H196V171H195V173L197 172V174L198 173H200ZM211 171V170H210ZM231 171H233V172H235V170L233 169V170H231ZM246 170L245 171H243L244 173L245 172H247ZM254 171V170H253ZM2 172V171H1ZM17 172V171H16ZM18 172H20V170L18 171ZM34 172V171H33ZM53 172V171H52ZM67 171H65V173H66ZM70 173V174H73V173ZM93 172V173H92ZM118 172V171H117ZM160 172V171H159ZM165 172H167L166 170H165ZM179 172H181V173H179ZM189 172V171H188ZM202 173H200V174H198V180H197V183L199 182V184H197V186L195 187V186H193V188H191V190L189 191L190 193V195H194V198L193 197H191V198H193V200L195 199V198H198V199H195V200H197L195 203L194 202H190L189 200H187V197L185 198V197H183V196H181L182 195V193L180 194V196H177V198L176 199H174V200H176L179 204H180V207H181V209H182V211L184 212V214H191V216H192V219H193V217L195 216V218L198 220L199 218H201L200 216L202 215V213H201V211H204V210H201L200 209V211H199V208L198 207H202L203 209H205V213H207V216H205L206 218H208V219H210V222H213L214 224H220L221 222H222V216H224V213H225V210H224V206L225 205H227V208H226V206H225V208L226 209H228L229 207H228V203H227V201H228V198H229V203H230V197H234L235 196V194L232 196H230L229 195V197H228V195H227V193H229V194H233L232 193V191H230L229 190V188H230V185H229V183L230 182H228V184H227V179L225 180V178L224 177H222L221 175V177H217L215 174L213 175V174H211L210 175V173H208L210 176H216V179H213L214 181H216L215 182V184H213L212 185V183L214 182V181H212L211 183H210V181H211V179L213 178V176H212V178L210 179V180H208V177H207V179H206V176H207V174L205 175V171L203 172V171H201ZM209 172V171H208ZM214 172V170L212 171V173ZM217 172V171H216ZM241 172H242V170H241ZM240 172V173H241ZM4 173V172H3ZM6 173H8V172H6ZM50 173V172H49ZM63 173V174H62ZM121 173V172H120ZM123 173V172H122ZM130 173V172H129ZM150 173L151 172H149V175H150ZM158 173V172H157ZM164 173V172H163ZM168 173H169V171H168ZM215 173V172H214ZM220 173V172H219ZM237 173H238V171H237ZM244 173H242V174H244ZM254 172H252V174L251 175H249V172H247V175H249V178H252L251 176L253 175L254 176V174H253ZM42 174V173H41ZM54 174V173H53ZM52 174V175H53ZM147 175H148V172L146 173ZM165 174V173H164ZM163 174V175H164ZM172 174V173H171ZM196 174V175H197ZM235 174V173H234ZM48 175V174H47ZM46 175V176H47ZM51 175V174H50ZM75 174H73V176H74ZM77 175V176H78ZM121 175V174H120ZM128 175V174H127ZM130 175V174H129ZM191 175V174H190ZM194 175V174H193ZM208 175V176H209ZM219 175V174H218ZM22 176V175H21ZM24 176V175H23ZM23 176H22V178H23ZM36 176H38V174L36 175ZM45 176V175H44ZM44 176H42V177H44ZM64 176H66V175H64ZM68 176H70L71 177V175H68ZM117 176H119V174L117 175ZM131 176V175H130ZM153 176V175H152ZM165 176H166V174H165ZM179 176V175H178ZM241 176V175H240ZM256 176H258V175H256ZM256 176H254V177H256ZM259 176H260V174H259ZM27 177V178H26ZM40 177V176H39ZM49 177V176H48ZM69 177V178H70ZM74 177H76V176H74ZM73 177V178H74ZM125 177V176H124ZM129 177V176H128ZM135 177V178H136ZM143 177H144V179H143ZM177 177V176H176ZM182 176H180V178H181ZM191 177H192V175H191ZM205 177V178H204ZM248 177V176H247ZM254 177H253V181H254ZM46 178H45V180H46ZM50 178V177H49ZM68 178V177H67ZM68 178V179H69ZM119 178V177H118ZM146 178H148V179H152L151 177L149 178V177H146ZM215 178V177H214ZM221 178H224V179H221ZM239 178V177H238ZM246 178V177H245ZM263 177L261 176L260 178H257L256 177V179H257V182H258V180L260 179V181H262V180H264V179H262ZM2 179V178H1ZM37 179V180H36ZM41 179H43L44 180V178H41ZM61 179V180H60ZM140 179H143V180H140ZM173 179V178H172ZM205 179V180H204ZM220 179V180H219ZM47 180L46 181H41V182H47ZM64 180V179H63ZM66 180V179H65ZM74 180V179H73ZM118 179H116V181H117ZM121 180V179H120ZM155 182L156 181H158V180H156V178H154L153 179ZM153 180L151 181V182H149L150 184H148V183H146V184H143L144 186H145V192H146V194H145V197H148V195L150 194H153V196H154V193L156 192H158V190H157V188L155 187L156 185L155 184H153V183H155V182H153ZM166 180V179H165ZM165 180H164V182H165ZM185 180V179H184ZM191 180V179H190ZM195 180V179H194ZM208 181V183H210V185L208 184V183H206L207 181ZM239 180V179H238ZM240 180H241V178H240ZM244 180V179H243ZM16 181V180H15ZM37 181H39V182H37ZM59 181H61V182H59ZM70 181V180H69ZM119 181V180H118ZM131 181H133L132 179L130 180V183H131ZM149 181V180H148ZM147 181V182H148ZM162 181V180H161ZM169 181V180H168ZM175 181V180H174ZM183 181V180H182ZM187 181V180H186ZM185 181V182H186ZM206 181V182H205ZM248 181H252V180H248ZM252 181V182H253ZM125 182V181H124ZM129 182V181H128ZM128 182H126L125 184L126 185H124L123 187H124V189H126V187L125 186H129V185H132V184H128L127 185V183ZM153 182V183H152ZM173 182V181H172ZM189 182V181H188ZM193 182V181H192ZM246 182H247V180H246ZM245 181H244V183H246ZM250 182H248V183H250ZM254 182H256V180L254 181ZM256 182V183H257ZM264 182V181H263ZM262 182V184H261V187L263 188L264 187V183ZM9 183V182H8ZM73 183V182H72ZM71 183V184H72ZM118 183V182H117ZM120 183V182H119ZM135 183H134V185H135ZM153 185H152V184ZM158 182H156V184H157ZM174 183V182H173ZM180 183H182V182H180ZM243 183V182H242ZM248 183H246L247 185H248ZM255 183V185H258V184H256ZM63 185V186H60V185ZM102 184L104 185V186H102ZM108 184V185H107ZM124 184V183H123ZM123 184H121V185H123ZM162 184L165 186V184L163 183V181H162ZM161 184V185H162ZM172 184V183H171ZM171 184H170V186H171ZM177 184V183H176ZM186 184H187V182H186ZM245 184V185H246ZM254 184V183H253ZM13 185V184H12ZM41 185V186H40ZM45 185H47V183L45 184ZM112 186V187H110V186ZM119 185V184H118ZM135 185V186H136ZM139 185L137 186V187H139ZM169 185V184H168ZM178 185V184H177ZM182 185V184H181ZM193 185H194V183H193ZM228 185H229V187H228ZM244 185V186H245ZM249 185H251V183L249 184ZM249 185H248V187H249ZM11 186V185H10ZM58 186H60V187H58ZM67 186H68V184H67ZM73 186V185H72ZM110 187V189H109V187ZM144 186H141L140 187V189H138L137 187V190H142V192H143V189H144ZM231 186H236L237 187V185H231ZM243 185L241 186H238L239 188L241 187V188H245L246 190H244V191H246V192H248L247 191V186H245L244 187ZM7 187V186H6ZM19 187V186H18ZM23 187V188H24ZM41 187H42V189H43V191H42V189H41ZM46 187V186H45ZM74 187V186H73ZM106 187H108V189L109 190H106ZM115 187H116V185H115ZM132 187L134 188V186L132 185ZM132 187H129V188H132ZM176 187V186H175ZM184 187V186H183ZM259 187H260V185L258 186V189H259ZM12 188V187H11ZM17 188V187H16ZM22 187H20V189H21ZM51 188V189H50ZM76 188H74V189H76ZM120 188H122V187H120ZM136 188H134V189H136ZM142 188V189H141ZM166 188V187H165ZM171 188H173V187H171ZM170 188V189H171ZM178 188V187H177ZM190 188V187H189ZM232 188V187H231ZM252 188V187H251ZM250 187L248 188V190L250 191V189H251ZM253 188H255V187H253ZM3 189V188H2ZM5 189V188H4ZM7 190H8V188H6ZM10 189V188H9ZM20 189L18 190V191H20ZM41 189V191H39ZM69 189V188H68ZM179 189H180V187H179ZM17 190V189H16ZM27 190L25 191L26 193H27ZM46 190V191H45ZM62 191H63V189H61ZM70 190V189H69ZM164 190V189H163ZM167 190V189H166ZM165 190V191H166ZM174 190V189H173ZM184 190V189H183ZM253 190H255V189H253ZM260 190V189H259ZM11 191V190H10ZM13 192H14V190H12ZM17 191V192H18ZM22 191V190H21ZM38 191V192H37ZM51 191V192H50ZM54 191V192H55ZM58 191H60V190H58ZM74 191V190H73ZM108 191V192H107ZM198 191H201V192H199V193H202V191L206 194V196H205V194L203 193L202 195L204 196V197H206V199L207 198H211V199H208L210 202H205L204 200H203V196H200V198L198 197V195L197 194H199L198 193ZM256 191V190H255ZM254 191V192H255ZM263 192H264V189L262 190ZM262 191H261V193H262ZM1 192V191H0ZM4 192V191H3ZM8 192H9V190H8ZM40 192V193H39ZM42 192V193H41ZM53 192V193H54ZM65 192V191H64ZM71 192H72V190H71ZM78 192V191H77ZM141 192V194H143ZM144 192V193H145ZM167 192V191H166ZM231 192V193H230ZM246 192H244V193H246ZM251 193H252V189H251V191H250ZM10 193V192H9ZM19 193V192H18ZM62 193V192H61ZM61 193H60V195H61ZM67 193V192H66ZM65 193V194H66ZM73 193V192H72ZM123 193V192H122ZM257 193H260L259 191L257 192ZM261 193H260V195H261ZM13 194V193H12ZM10 195V196H13V195ZM15 194V193H14ZM30 194V193H29ZM159 194H161V193H159ZM163 194V193H162ZM187 194V193H186ZM255 195H257L256 194V192L254 193ZM9 195L8 196H6L7 198L9 197ZM19 195V194H18ZM17 195V196H18ZM25 195H27V194H25ZM33 195H32V197H33ZM60 195H57V196H60ZM67 195V194H66ZM104 195V197H102ZM129 195V194H128ZM144 195V194H143ZM156 195V194H155ZM168 195V194H167ZM179 195V194H178ZM197 195V196H196ZM260 195L258 196H256V198L258 199V200H260V199H262V198H260ZM15 196V195H14ZM45 196V195H44ZM53 196H55V195H53ZM137 196V195H136ZM171 196V195H170ZM262 196V195H261ZM25 197V196H24ZM27 197V196H26ZM30 197V196H29ZM34 197V198H35ZM61 197H63V194H62V196ZM67 197H68V195H67ZM76 197V198H77ZM139 197V196H138ZM144 197V198H145ZM168 197H169V195H168ZM215 199H214V198ZM228 197V198H227ZM254 197V196H253ZM15 198H18V197H15ZM21 198V197H20ZM47 198H49V196L48 197H46V199ZM53 198V197H52ZM51 198V199H52ZM65 198V197H64ZM64 198L62 199V200H64ZM143 198V196H142V199H144ZM235 198V197H234ZM1 199V198H0ZM3 199V198H2ZM13 199V198H12ZM33 199V198H32ZM31 199V200H32ZM41 199H43V198H41ZM41 199H40V201H41ZM50 199V198H49ZM54 199H56V198H54ZM61 199V198H60ZM75 199V198H74ZM73 199V200H74ZM84 199V198H83ZM136 199H137V197H136ZM141 199V198H140ZM169 199V198H168ZM232 200H233V198H231ZM5 200V199H4ZM16 200V199H15ZM22 201L21 202H23V199H21ZM27 200H29V199H27ZM45 200V199H44ZM43 200V201H44ZM48 200V199H47ZM53 200V199H52ZM72 200V199H71ZM71 200L69 201L68 200V204H69V202H71ZM87 200H88V198H87ZM132 200H133V198H132ZM132 200H130V201H132ZM137 200H139V199H137ZM148 200V199H147ZM147 200H145V202L147 201ZM199 200V201H198ZM236 200V199H235ZM234 200V201H235ZM3 201V200H2ZM2 201H0L1 203H0V205H3L4 203H2ZM9 200H7V202H8ZM13 201V200H12ZM12 201H10V202H12ZM42 201V202H43ZM56 201H57V199H56ZM81 201H83V200H81ZM80 201V202H81ZM167 201V200H166ZM168 201H170V200H168ZM237 201H238V199H237ZM262 200H260L259 201V203L261 202ZM4 202V201H3ZM17 202H18V200H17ZM20 202V201H19ZM31 202V201H30ZM45 202H46V200H45ZM53 202V201H52ZM54 202H55V200H54ZM53 202V203H54ZM65 202V201H64ZM86 202V201H85ZM93 202V201H92ZM137 202V201H136ZM140 202H141V200H140ZM139 202V203H140ZM171 202V201H170ZM226 204H225V203ZM243 202H245L244 200H243ZM15 203V202H14ZM25 203V202H24ZM62 203V202H61ZM72 203V202H71ZM70 203V204H71ZM87 203V202H86ZM88 203H91V201L90 202H88ZM93 203H95V202H93ZM93 203H91L92 205H93ZM99 203V202H98ZM223 203H224V205H223ZM236 204H238V202H235ZM246 203V202H245ZM244 203V204H245ZM21 204V203H20ZM19 204V205H20ZM40 205H38L39 207H42L43 208V210H45V208L42 206V204L41 203H39ZM47 204H49V202L47 203L46 202V205ZM56 204V203H55ZM58 204H60V203H57V205ZM75 204H79V202L78 203H75ZM169 204V203H168ZM167 203L165 204V205H168ZM262 204H264V203H262ZM262 204L261 205H259L258 206V204H257V206H258V208L260 209V207L262 206ZM8 205V204H7ZM34 205V204H33ZM33 205L31 206V207H33ZM43 205H44V203H43ZM45 205V206H46ZM52 204L50 203V206H51ZM54 205V204H53ZM61 205V204H60ZM80 205V204H79ZM97 205V204H96ZM99 205V204H98ZM131 205H133V202H132V204ZM140 205H142V204H140ZM145 204L143 203V206H144ZM174 205H175V203H173L172 202V204L170 203V206L168 205V211L170 210V211H173V210H171L173 207H174ZM9 206H11L10 205V203H9ZM24 206V205H23ZM34 206H36V202H35V205ZM37 206V207H38ZM64 206V205H63ZM66 206V205H65ZM68 206V205H67ZM70 206V205H69ZM86 206V205H85ZM91 206V205H90ZM100 206V205H99ZM256 206V207H257ZM3 207V206H2ZM19 207V206H18ZM25 207H27V206H25ZM38 207V209H40ZM57 207V206H56ZM88 208H90L89 206H87ZM87 207H85V208H87ZM93 207V206H92ZM98 207V206H97ZM141 207V206H140ZM230 207H232V206H230ZM241 207V206H240ZM240 207H239V209H240ZM244 207V205L242 206V208L241 209H244L243 208ZM3 208H5V207H3ZM3 208H2V210H3ZM21 208H23V207H21L20 206V209ZM36 208V207H35ZM47 208V207H46ZM63 208H65V209H63ZM62 209H63V211H61V209H59V208H53V206H52V208L51 209H53V210H51V212L50 213H47L48 214V217L49 218H51L52 220H50L49 219V221L46 223V224H44V225H46L45 226V229H46V231H47V233H45V234H48V237H49V239L51 238V237H53V239H55V241H54V243H56V244H54V243H51V246L53 245V246H55L56 248L58 247V249H60V250H54L53 252L54 253H52L53 255L51 256V257H53V256H56L57 254L55 253V252H57V251H60L59 253L60 254H58V256H57V258L58 257H60V259H59V261L57 260V259H54V260H57V262H56V264H72L73 263V261H72V263L70 262V258H71V260H73L72 258H75V260H77V261H79L82 257H81V248L78 246V250H79V248H80V251H78L76 248H72L71 247V245L73 244V242H75L76 240V238H75V233H74V235L72 234V233H70L69 232V230H68V232L66 231V230H64V229H66L65 228V226L63 227V225L61 224L62 222H60L61 220L64 222V220H65V218H63L62 217V219L60 218V216L61 215H64V214H62L63 212H64V210H66V207H63ZM69 208V207H68ZM71 208H72V205H71ZM78 208H80L79 206H78ZM78 208H76L77 209V212L78 211H80L79 212V214H77V216H79V219L78 220H82V219H84V218H87V219H85V220H88V217H86V215H88V213L90 212H88L87 214H86V210H84L83 211V209H84V207H83V205H82V207H81V209H82V211H81V209L80 210H78ZM138 208V207H137ZM136 207H135V211L136 212H138V210L140 209V208H138L137 209ZM144 208V207H143ZM167 208V207H166ZM170 208V209H169ZM175 208V207H174ZM254 208V207H253ZM258 208H255V209H258ZM7 209H9V208H7ZM14 209V208H13ZM37 209V208H36ZM36 209H33L34 211L36 210ZM70 209V208H69ZM91 210H92V208H90ZM90 209H87V210H90ZM97 210H99L98 208H96ZM133 209V208H132ZM229 209H231V208H229ZM240 209V210H241ZM263 209V208H262ZM15 210H16V208H15ZM46 210H48V209H46ZM45 210V212H47ZM49 210H50V208H49ZM71 210V209H70ZM73 210V209H72ZM95 210V209H94ZM126 210V211H125ZM142 210V209H141ZM175 210V209H174ZM232 210V209H231ZM231 210H230V212H231ZM246 210H248V209H246ZM246 210H244L245 212H246ZM25 209H24V214H23V217H24V215H25V218L27 217V218H29L27 215H26V213H28V212H30V210H29V208L27 209V211H26V213H25ZM42 211V210H41ZM67 211V210H66ZM75 212H76V210H74ZM134 211V212H135ZM167 211V212H168ZM226 211H228V210H226ZM3 212H4V215H5V211L3 210ZM2 211H1V208H0V213H3ZM12 212H14L13 210H12ZM17 212V211H16ZM32 212L33 211H31V214H32ZM38 212V211H37ZM37 212H34V213H37ZM72 212V211H71ZM93 212V211H92ZM96 212V211H95ZM127 212H129V213H131V220L129 221L127 218H126V216L128 217V214H127ZM157 212V211H156ZM166 212V211H165ZM229 212V211H228ZM234 212V211H233ZM262 212V211H261ZM8 213H9V211H8ZM15 213V212H14ZM42 213H44V211H42ZM65 213V212H64ZM70 213V212H69ZM68 213V214H69ZM74 213V212H73ZM140 213V212H139ZM153 213V212H152ZM175 213V212H174ZM174 213H171V214H173L172 216H174ZM200 213H201V215H200ZM204 213V214H205ZM264 213V212H263ZM6 214H7V212H6ZM16 214V213H15ZM17 214H19V213H17ZM21 214V213H20ZM41 214V213H40ZM66 214H67V212H66ZM68 214H67V216H68ZM160 214V213H159ZM183 214V215H184ZM194 216H193V215ZM236 214V213H235ZM240 214V213H239ZM255 214H256V212H255ZM1 215V214H0ZM36 216H37V214H35ZM35 215H33V216H35ZM46 215V214H45ZM72 215V214H71ZM126 215V216H125ZM141 215H143L142 213H141ZM157 215V214H156ZM156 215H154L155 217H158V215L156 216ZM168 215V214H167ZM257 215V214H256ZM260 215V211H259V213H258V216ZM57 218H56V217ZM136 216V215H135ZM138 216H140L139 214H138ZM137 216V217H138ZM147 216V215H146ZM163 216V215H162ZM162 216H160V218L162 217ZM169 216V218H170V215H168ZM177 216V215H176ZM20 217V216H19ZM42 217V216H41ZM41 217H39V218H41ZM47 217V218H48ZM69 217V216H68ZM129 217V218H130ZM141 217H143L142 218V220L143 219H145V217L144 216H141ZM189 217H190V215H189ZM24 218V219H25ZM26 218V219H27ZM33 218V217H32ZM32 218H31V220H32ZM35 218V217H34ZM45 219H46V217H44ZM74 218V217H73ZM81 218V219H80ZM124 218H125V220L127 221H125L124 220ZM167 218V217H166ZM165 218V219H166ZM252 218V217H251ZM260 218V217H259ZM23 219V220H24ZM42 219H43V217H42ZM41 219V220H42ZM60 219V220H59ZM68 219V218H67ZM66 219V220H67ZM70 219V218H69ZM151 219V218H150ZM155 219V218H154ZM159 218H157V220H158ZM164 219V220H165ZM171 219V218H170ZM196 219H195V223H197L196 222ZM242 219H243V217H242ZM1 220V219H0ZM28 220V219H27ZM40 220V221H41ZM124 221V222H126V225L125 224H123L122 225V222L121 221ZM146 220V219H145ZM148 220V219H147ZM156 220V219H155ZM154 220V221H155ZM156 220V221H157ZM162 220V219H161ZM161 220H159V221H161ZM164 220H162V222L164 221ZM178 220V219H177ZM201 220V219H200ZM256 220V219H255ZM264 219H262V221H263ZM35 221V220H34ZM73 221V220H72ZM84 221V220H83ZM153 221V222H154ZM155 221V222H156ZM172 221H174V220H172ZM253 221V220H252ZM2 222H3V220H2ZM27 222V221H26ZM69 221H67V223H68ZM74 222V221H73ZM72 222V223H73ZM136 222V221H135ZM143 222V221H142ZM152 222V220L149 222L148 221V223L150 224ZM155 222L154 223H152L151 225H154L155 224ZM158 222V221H157ZM156 222V223H157ZM193 222H194V220H193ZM254 222H256V221H254ZM30 223V222H29ZM39 223V222H38ZM43 223H45V222H43ZM65 223V222H64ZM164 223H166V221H164ZM248 223V222H247ZM3 224V223H2ZM31 224V223H30ZM35 224H37V222H35ZM70 224V223H69ZM133 224V223H132ZM145 224V223H144ZM143 224V225H144ZM149 224H146V226H147V228H148V225ZM161 224V223H160ZM173 224V223H172ZM177 224V223H176ZM183 224V223H182ZM181 224V225H182ZM184 224H185V222H184ZM189 224V223H188ZM5 225H6V223H5ZM43 225V224H42ZM42 225H38L40 228H41V226ZM85 225L86 224H84V227H85ZM86 225V226H87ZM136 225V224H135ZM135 225H132V226H135ZM164 224H162V225H160V228L163 226ZM171 225V224H170ZM198 225V224H197ZM226 225V224H225ZM229 225V224H228ZM246 225H248V224H246ZM250 225V224H249ZM255 225V224H254ZM27 226H29V224L27 225ZM31 227H32V224L30 225ZM36 226V225H35ZM70 226V225H69ZM132 226H130L129 225V227H131V230H132ZM155 226V225H154ZM154 226H152V227H154ZM157 226H159V222H158V224H157ZM198 226H201V225H198ZM251 226H252V224H251ZM26 227V226H25ZM31 227L29 228V229H31ZM74 227V226H73ZM80 227V226H79ZM139 227V226H138ZM151 227V228H152ZM156 227V226H155ZM166 227V226H165ZM194 227H196V226H194ZM254 227V226H253ZM3 228V227H2ZM24 228V227H23ZM35 228V227H34ZM40 228H36V231H37V229L38 230H40ZM43 228H44V226H43ZM71 228V227H70ZM89 228L91 229V230H89ZM141 228V227H140ZM151 228H148V229H150V231H151ZM163 228V227H162ZM170 228V227H169ZM182 228V227H181ZM198 228V227H197ZM4 229H5V227H4ZM44 229V230H45ZM76 229H78V227L76 228ZM135 230L136 229H138V228H134ZM153 230L155 229V228H152ZM165 229V228H164ZM199 229V228H198ZM219 229V228H218ZM226 229H228V227L226 228ZM249 229V228H248ZM7 230V229H6ZM25 232H28L29 230H28V228H27V230H26V228H24L23 229ZM139 230V229H138ZM138 230H136L137 232H138ZM147 230V229H146ZM145 230V233L147 232ZM166 230H168V229H166ZM195 230V229H194ZM224 230V229H223ZM252 230L254 231L255 229H253L252 228ZM1 231V230H0ZM22 231V230H21ZM21 231H19L20 233H21ZM31 231V230H30ZM35 231V232H36ZM42 231V228H41V230H40V232ZM46 231H43V233L44 232H46ZM63 231H66L65 233L63 232ZM75 231V230H74ZM78 231V230H77ZM83 231V233H85ZM143 231V230H142ZM149 231V230H148ZM159 231V230H158ZM205 231V230H204ZM7 232V231H6ZM40 232H39V235L38 236H40L41 234H40ZM144 232V231H143ZM164 232V231H163ZM190 232L192 233V231L190 230ZM226 232V231H225ZM255 232V231H254ZM2 233V232H1ZM0 233V234H1ZM23 233V232H22ZM32 233H34V232H32ZM43 233H42V235H43ZM112 233V234H113ZM135 233V232H134ZM133 233V234H134ZM139 233V232H138ZM142 233V232H141ZM157 233V232H156ZM155 233V234H156ZM166 233H168V231L166 232ZM251 233V232H250ZM262 233H263V231H262ZM18 234V233H17ZM26 234V233H25ZM28 234V233H27ZM30 234V233H29ZM28 234V235H29ZM126 234V233H125ZM128 234H129V232H128ZM149 234H151V233H149ZM163 234V233H162ZM182 234V233H181ZM197 234V230H196V233H195V235ZM245 234H246V232H245ZM251 234H253V233H251ZM1 235H3V234H1ZM6 235H7V233L4 235L5 237H6ZM14 235V234H13ZM27 235V237H29L28 239L29 240H35L36 238H38L37 236H36V238L35 237H31V236H28ZM37 235V234H36ZM83 235V234H82ZM87 235V234H86ZM121 235V234H120ZM119 235V236H120ZM147 235V234H146ZM161 235V234H160ZM192 235V234H191ZM198 235V234H197ZM223 235L225 236L226 234L225 233H223ZM257 235H259V234H257ZM3 236V237H4ZM10 236H12V235H10ZM92 236H94V235H92ZM115 236V235H114ZM118 236V235H117ZM136 235H134L133 237H135ZM148 236V235H147ZM151 236V235H150ZM159 236V235H158ZM183 236V238H181L178 242H177V240L176 241H174V242H176L175 244H174V242L172 243L171 241L173 240H170V239H168L170 242L168 243V244H166V242H165V251L166 252H168V255L169 256H167V257H169L170 259H172V260H178L179 261V264H197V263H199L200 264V262L202 263V261L201 260H203V263L202 264H206L205 263V260H206V258H207V264H208V258H209V260H210V255L211 254H214V255H216L217 257H224V251L225 250H230V252H231V250L232 249H225L224 248V246L226 247L227 246V244H223V246H218L217 248H212V246H210L209 245V243H208V248L207 249H204L203 248V253H201V248H197V246L198 247H200L201 245H200V243H202V240H201V242L198 244V242L195 244V245H191V243H190V240L189 241H187V238H186V235H182ZM185 236V237H184ZM193 236V235H192ZM222 236V235H221ZM223 236V237H224ZM254 236V235H253ZM15 237V236H14ZM18 237V236H17ZM16 237V238H17ZM20 237H22V236H20ZM41 237V236H40ZM47 237V236H46ZM45 237V238H46ZM110 237V236H109ZM121 237V236H120ZM119 237V238H120ZM127 237V236H126ZM129 237V236H128ZM132 237V236H131ZM138 237V236H137ZM160 237V236H159ZM194 237V236H193ZM210 237V236H209ZM219 237V236H218ZM218 237H217V240H218ZM237 237V236H236ZM252 237V236H251ZM15 238V239H16ZM35 238V239H34ZM45 238H44V241H45ZM87 238V237H86ZM92 238V237H91ZM150 239H151V237H149ZM190 238V237H189ZM194 238H196V237H194ZM194 238H192L194 241H195V239ZM221 238V237H220ZM225 238V237H224ZM226 238H227V236H226ZM225 238V239H226ZM229 238V237H228ZM232 238V237H231ZM234 239H235V237H233ZM261 238V237H260ZM10 239V238H9ZM20 239V238H19ZM28 239H24V237H23V239H22V241H23V244H24V242H25V240H27L28 241ZM80 239V238H79ZM82 239V238H81ZM98 239H96V240H98ZM99 239V240H100ZM117 239V238H116ZM121 239L122 238H120V240H119V242L121 241ZM133 240H131L132 241V245H133V242H134V245L137 243V242H141V241H136L135 239H136V237H135V239L134 238H132ZM138 239V238H137ZM142 239V238H141ZM140 239V240H141ZM143 239H144V237H143ZM146 239H148V237L146 238ZM155 239H157V238H155ZM159 239V238H158ZM175 239V238H174ZM191 239V238H190ZM223 239V238H222ZM252 239V238H251ZM1 240V239H0ZM4 240V239H3ZM41 240V239H40ZM48 240V239H47ZM93 240V239H92ZM94 240H95V238H94ZM103 240H104V238H103ZM102 240V242H104ZM105 240H106V238H105ZM108 240V242H110V238H108L107 239ZM112 240V239H111ZM127 240V239H126ZM149 240V239H148ZM162 240V239H161ZM199 240H200V238H199ZM17 241V240H16ZM21 241V240H20ZM84 241H85V239H84ZM124 241H125V238H124ZM130 241V242H131ZM151 241V240H150ZM211 241V240H210ZM221 241V240H220ZM219 240H218V244H220L221 242H220ZM229 242H230V240H228ZM233 241H235V240H233ZM29 242V241H28ZM77 242V241H76ZM75 242V243H76ZM79 242V241H78ZM86 242V241H85ZM94 242V241H93ZM100 242V241H99ZM107 242V241H106ZM127 242H128V240H127ZM143 242V241H142ZM146 242V241H145ZM158 242V241H157ZM168 242V241H167ZM208 242V241H207ZM207 242H206V244H207ZM249 242H250V240H249ZM248 242V243H249ZM2 243H3V241H2ZM10 243V242H9ZM11 243H14L15 244V240H14V242H11ZM72 243V244H71ZM81 243V242H80ZM92 243V242H91ZM112 243H115V242H112ZM123 243V242H122ZM121 243V244H122ZM222 243H225V241L224 242H222ZM227 243V242H226ZM243 243V242H242ZM252 243V242H251ZM250 243V244H251ZM8 244V243H7ZM13 244V247L15 246H17V243H16V245H14ZM38 244V243H37ZM49 244V243H48ZM88 244V243H87ZM95 244V243H94ZM97 244V243H96ZM102 244V243H101ZM105 244H107V243H104L103 245H105ZM109 244V243H108ZM157 244H159V243H157ZM190 244V245H189ZM198 244V245H197ZM203 246H205L206 244L203 242ZM249 244V245H250ZM254 244H256L255 243V241H254ZM1 245V244H0ZM25 245V244H24ZM27 245V244H26ZM77 245H79V243H77ZM81 245H84V243H82ZM86 245V244H85ZM126 245H129V243L128 244H126ZM133 245V246H134ZM137 248L139 247V245H140V243L138 244L137 243ZM197 245V246H196ZM231 245H232V243H231ZM231 245H229L228 244V246L230 247ZM235 245H237V244H235ZM248 245V244H247ZM246 245V246H247ZM258 245V244H257ZM256 245V246H257ZM9 246H10V244H9ZM12 246V245H11ZM50 246V245H49ZM50 246V247H51ZM73 246V245H72ZM94 246V245H93ZM102 246V245H101ZM110 246V245H109ZM117 246H118V244H117ZM120 246V245H119ZM141 246V245H140ZM145 246V245H144ZM162 246V245H161ZM207 246V245H206ZM251 247H252V245H250ZM260 246V245H259ZM258 246V247H259ZM14 247V248H15ZM18 247V246H17ZM16 247V248H17ZM35 247H37V246H35ZM40 246H38L37 248H39ZM42 247V246H41ZM46 247V246H45ZM49 247V248H50ZM106 247V246H105ZM108 247V246H107ZM112 247V245L110 246V248ZM113 247H114V244H113ZM116 247V246H115ZM202 247V246H201ZM212 249H211V248ZM248 247V246H247ZM247 247H245V248H247ZM250 247V249H253V248H251ZM254 247H255V245H254ZM19 248V247H18ZM29 248V247H28ZM31 248H32V246H31ZM91 248V247H90ZM100 248H104L103 246L102 247H100ZM134 248H136V247H134ZM146 248V247H145ZM163 248H164V246H163ZM226 248H228V247H226ZM235 248V247H234ZM24 249V248H23ZM55 249V248H54ZM76 250V252H81L80 254H76L75 253V250ZM95 249V248H94ZM98 249V248H97ZM127 249V248H126ZM130 249V248H129ZM133 249V248H132ZM139 249V248H138ZM146 249H149L148 248V246H147V248ZM145 249V250H146ZM240 249H241V247H240ZM248 249V248H247ZM12 250V249H11ZM50 250V249H49ZM51 250H52V248H51ZM74 250V251H73ZM86 250V249H85ZM89 250V249H88ZM87 250V251H88ZM92 250V249H91ZM114 250H118V249H114ZM142 250H144V247H143V249H141L139 252H141L142 253ZM144 250V251H145ZM233 250H236V249H233ZM242 250V249H241ZM246 250V249H245ZM249 250V249H248ZM254 250V249H253ZM17 251V249H15V252ZM40 251H41V249H40ZM48 251V250H47ZM111 251H113V250H111ZM131 251V250H130ZM135 251V250H134ZM133 250H132V252H134ZM144 251H143V254H144ZM164 251V250H163ZM200 251V252H199ZM247 251V250H246ZM250 251V250H249ZM23 252V251H22ZM22 252H21V254H22ZM28 253V251H27V248H26V251H24V253ZM33 252H34V250H33ZM37 252V251H36ZM38 252H39V249H38ZM44 252H46V251H44ZM43 252V253H44ZM94 252V251H93ZM115 252V251H114ZM113 252V253H114ZM128 252V251H127ZM138 252V251H137ZM138 252V253H139ZM147 252V251H146ZM145 252V253H146ZM230 252L228 253V254H230ZM233 252V251H232ZM231 252V253H232ZM236 252H238V251H236ZM235 252V253H236ZM243 252V251H242ZM251 252V251H250ZM17 253H18V251H17ZM23 253V254H24ZM112 253V254H113ZM138 253H136L135 252V254H138ZM239 253H241L240 252V250H239ZM253 253V252H252ZM261 253V252H260ZM32 254V253H31ZM35 254V253H34ZM42 254V253H41ZM40 254V256H42ZM46 254V253H45ZM56 254V255H55ZM88 254V253H87ZM93 254V253H92ZM92 254H90V255H92ZM98 254V253H97ZM134 254V253H133ZM132 254V255H133ZM167 254V253H166ZM226 254V253H225ZM254 254V253H253ZM18 255V254H17ZM16 255V256H17ZM20 255V254H19ZM29 255V257H30V254H28ZM50 255V254H49ZM49 255H47V256H49ZM86 255V254H85ZM96 255V254H95ZM121 255V254H120ZM123 255V254H122ZM131 255V254H130ZM140 255V254H139ZM139 255H137V257L139 256ZM147 255V254H146ZM233 255V254H232ZM235 255H239V254H234V256ZM249 256H247V257H250V255H252V254H248ZM5 256V255H4ZM27 256V255H26ZM39 256V257H40ZM87 256H89V255H87ZM112 256V255H111ZM141 257H143L142 256V254L140 255ZM139 256V257H140ZM152 256V255H151ZM158 256V255H157ZM209 256V257H208ZM233 256V258H235ZM241 256V255H240ZM240 256H238L239 258H241ZM254 256V255H253ZM261 256V255H260ZM262 256H263V254H262ZM1 257V256H0ZM23 257V256H22ZM28 257V256H27ZM46 257V256H45ZM118 257V256H117ZM123 257V256H122ZM132 257V256H131ZM131 257H129V260H130V258ZM137 257H135L133 260L135 261L134 263L135 264H138V260H141V259H139L138 258V260H137ZM227 257H229V256H227ZM6 258H7V256H6ZM13 258V257H12ZM20 258V257H19ZM35 258V257H34ZM37 258V257H36ZM42 258V257H41ZM40 258V259H41ZM48 258V257H47ZM94 258H97V257H94ZM93 258V259H94ZM116 258V257H115ZM125 258V257H124ZM151 258V257H150ZM159 258V257H158ZM251 258V257H250ZM14 259V258H13ZM15 259H17V258H15ZM21 259V258H20ZM24 259H25V257H24ZM38 260H39V258H37ZM43 259V258H42ZM68 259H69V261H68ZM84 259V258H83ZM92 259V258H91ZM99 259V258H98ZM121 259V258H120ZM119 259V260H120ZM144 259V258H143ZM231 259V258H230ZM235 259H237V257L235 258ZM235 259H231V260H235ZM246 259H248V258H246ZM2 260V262H4L3 261V259H0V261ZM5 260V259H4ZM23 259H21L20 261H22ZM30 260V259H29ZM28 259H27V261H29ZM45 260H46V258H45ZM48 260V259H47ZM51 260V259H50ZM74 260V261H75ZM85 261H86V258L84 259ZM116 260V259H115ZM114 260V261H115ZM121 260H125V259H121ZM136 260H137V262H136ZM151 260V259H150ZM157 260V259H156ZM251 260H253V259H250V261ZM5 261H7V260H5ZM15 262L17 261V260H14ZM31 262H32V260H30ZM67 261V262H66ZM81 261V260H80ZM79 261V262H80ZM94 261V260H93ZM92 261V262H93ZM98 261V260H97ZM110 261H111V257H110ZM113 261V262H114ZM128 261V260H127ZM131 261V260H130ZM148 261V260H147ZM211 261V260H210ZM240 261H242V258L240 259ZM254 261V260H253ZM10 262V261H9ZM26 262V261H25ZM31 262H27L26 264H35V260L33 259V262L34 263H31ZM48 262H49V260H48ZM89 262V261H88ZM118 262V261H117ZM117 262H115V263H117ZM132 262V261H131ZM141 262V261H140ZM139 262V264H141ZM218 262V261H217ZM231 262V261H230ZM249 262V261H248ZM1 263V262H0ZM10 263H13V262H10ZM21 263V262H20ZM24 263V262H23ZM22 263V264H23ZM50 263V262H49ZM51 263H52V260H51ZM53 263H55L54 261H53ZM81 264H84V261L83 262H80ZM79 263V264H80ZM94 263V262H93ZM114 263V264H115ZM121 263H123L122 261H121ZM150 263H151V261H150ZM212 264L214 263V262H211ZM236 263V262H235ZM241 263V262H240ZM25 264V263H24ZM39 264H46L45 262H44V260L43 261H40L39 262ZM77 264V263H76ZM92 264V263H91ZM109 264V263H108ZM113 264V263H112ZM119 264H120V262H119ZM130 264V263H129ZM132 264V263H131ZM209 264H210V262H209ZM218 264V263H217ZM228 264V263H227ZM230 264V263H229ZM232 264H234V263H232ZM251 264H252V261H251ZM253 264H254V262H253Z\"/></svg>", "mask_w": 264, "mask_h": 264}, {"label": "rangeland", "instance_id": "2", "mask_svg": "<svg viewBox=\"0 0 264 264\" xmlns=\"http://www.w3.org/2000/svg\"><path fill=\"white\" fill-rule=\"evenodd\" d=\"M62 1V0H61ZM61 1H60V3H58L57 2V4H61ZM70 2L72 1V0H69ZM68 1V2H69ZM87 1V0H86ZM85 1V2H86ZM105 2H104V4L105 5H103V9L102 10H105L106 12H107V15H109L110 13V11H111V16L113 15V13L114 12H116V13H120V15H122L121 16V20H122V22L123 23H125V24H121V26L123 25H129L128 26V28H129V30H130V28L132 27V25H137V30H139L138 31V33H137V35H136V37L138 36V34H139V36H141L140 34H141V32H142V35L143 34H145L144 36H146L147 38L148 37H150L149 39H151L154 43H155V45L156 46H158L160 43L159 42H161V40L164 38L165 40H172L173 38L175 39L174 41H178V42H180L181 40V42L183 43V44H185V43H188L187 45L189 46L188 48L189 49H191V50H198L199 48H201L202 50L204 49V47H205V45H206V51H208V53L206 52V51H204V56H197L196 54H194L195 56H193L195 59H197V62H196V66H195V69L197 70V71H199L198 72V74H197V72H195L196 73V76H198V78H199V80H201V81H199L198 79L197 80H193V81H195L194 83H193V81H192V83H193V90H191L192 91V93H191V91L189 92V93H191V94H189V95H187L188 94V92L187 91H184L182 88V90H181V92H179L178 93V91L177 90H174L175 91V93H174V91H173V88L168 84V82H166V79L165 80H163V78H157V81H156V79H153L152 81L154 82H152L153 83V85L151 86V84H150V88L151 89H149L150 91H146L147 92V94H146V92H145V94H143V92H139L140 94V96L138 95V92H137V95H138V97L137 96H135V98L133 97V99H134V101H133V99H131V98H128V96L129 95H127L126 96V94H125V96H124V101L125 100H128V99H130L129 101H125V103H124V105H123V101L119 104L120 105V107H118L117 109H116V111H118V113H119V115L121 116V117H119V115L118 114H115V113H117V112H113L114 110H112L111 112H109L108 114H105V116L104 115H100L101 116V118H99L98 116H89L88 114H80V115H78V116H76V115H69L71 118H67V117H69L68 115H66L67 117H65V116H56V118H55V116H54V113H53V115H52V117L51 116H49V117H45V118H43L42 120H41V122H40V119L39 120H37V121H39V122H37V121H35V123L36 124H38L40 127H43V124L42 123H46V122H49L50 120H55V122H57V120L58 119H62V123L65 121V118L66 119H68V120H66V122H64L63 123V125H57L58 127H62V128H64L63 126H65V128H67V129H64L65 131H68V130H72L73 128L72 127H70V126H72L73 125V127H74V125H75V127H74V129L73 130H75V128H86V125H87V130L85 131V129H81V130H84V132L82 131V133H83V136H84V138L86 139V137H88L87 139H86V141L88 140V142H86L85 140H82L83 139V136L81 137V139L80 140H82V141H78L79 142V144H81V145H79L78 144V142L76 141L77 140V138H78V136H76V135H73V138L71 139V137H72V135H71V137L70 138H66V142L63 140V142H61V141H59V139H56L55 140V138H47L46 136H44V134H45V132H42V129H43V131H45V129L44 128H46V125L44 124V127L43 128H41V130H40V128L38 129V131L39 132H37V125L34 123V122H30V125L31 126H29L28 124V122H27V126L25 127V129H24V131H22V137H23V139H24V141H23V139H22V137H21V142L23 143V144H25V145H22V147H23V149H21V152H22V154H21V152H20V150L19 151H17L16 152V154L14 153V156H13V158H11V160H9L8 159V161L11 163H9V162H5V160H3V158L2 157H0V168H2V169H0V201H2V203H4L3 205H0V208H1V211L3 212V210L5 211V215H4V212L3 213H0L1 215H0V233L1 234H3V235H1L0 234V259H3V261L4 262H2V260L0 261L1 263L0 264H22L23 262L26 264L27 262H31L30 260H32V262L31 263H34L33 262V259L35 260V264H39V262L40 261H43L44 260V262L46 263V264H56V262H57V260L59 261V259H60V257H58L57 258V256H58V254H60L59 252L60 251H57V252H55L56 254V256H53V257H51L53 254L52 253H54L53 251L55 250H57L58 249V247L56 248L55 246H51V243H54V241H55V239H53V237H51L50 239H49V237H48V234H45V233H47V231H46V229H45V226L47 225L46 223L49 221V219L50 220H52L51 218H49L48 217V214L47 213H50L51 212V210H53V209H51L52 208V206H53V208H59V209H61V211H63V209H65V208H63V207H66V210H64V212L62 213V214H64V215H61L60 216V218L62 219V217L63 218H65V220H64V222L61 220L60 222H62L61 224L63 225V227L65 226V228L66 229H64V230H66L67 232H68V230H69V232L70 233H72L73 235H74V233H75V240L77 241H75V242H73V246L71 245V247L72 248H76L77 250H78V246L81 248V252H76V250H75V253L76 254H80L81 253V261L80 262H83L84 261V264H114L115 262H117V263H115V264H119V262H120V264H135L134 262V260L136 259L135 257H137V255H141L142 254V256L143 257H141L140 255V257L138 256L137 257V260H138V258L139 259H141V260H138L141 264H179V261L177 260H172V259H170L169 257H167V256H169L168 255V252H166L165 251V242H166V244H168L170 241L168 240V239H170V240H172L171 242L173 243L174 241H176L177 240V242L181 239V238H183V236L182 235H186V238H187V241H189L190 240V243H191V245H195L197 242H198V244L201 242V240H202V243H200V245L202 246H200V247H198L197 245V248H201V253H203V248L204 249H207L209 246H208V243H209V245L210 246H212V248H217L218 246H223V244L225 245V244H227V246L226 247H228V248H226L225 246H224V248L225 249H232L231 250V252H230V250H225L224 252L226 253H224L223 255H224V257H217L216 255H214V254H211L210 255V260H209V258H208V264H209V262H210V264H212L211 262H214L213 264H232V263H234V264H251V261H252V264H253V262H254V264H264V220L262 221V219H264V204H262V203H264V192L262 191L263 189H264V187L262 188L261 187V184H262V182L264 181V180H262V181H260V179L258 180V182H257V179H256V177L257 178H260L261 176L263 177L262 179H264V172H263V174L261 173V170L260 169H263L264 170V166L262 165V167L263 168H261L260 167V165L257 163V165L255 164L254 166H256V167H254V166H252V167H250L249 168V170H251V171H247V169H248V164H247V160H249L252 156H250V154H252L253 155V151H254V147H252V146H254L256 143L255 142H257L259 139H258V137H257V139L258 140H251V142H252V144L254 143V145H252V144H250L251 142L249 141V142H245L244 143V141H243V143H242V128L241 127H243V126H245V124L246 125H248V123H249V125L250 124H252V123H254L255 122V120H258L257 122H260L261 123V120H262V123L260 124V126L262 127V125H263V127H264V116H262L263 118H261V114L259 115V114H257V113H254V115H252V111H249V110H252V109H250V107L248 106V104H253L252 102H256L255 101V97H256V92H255V90H256V85L254 84V76H253V74H254V71H252L253 69L252 68H250L249 66H252L253 68H255V63H257V62H259L260 60H261V58L262 59H264V30H263V28H264V21H262V19L264 20V18H262L261 19V21H260V23H262V24H260V23H258V24H256L255 23V25L253 24V26H256V27H252L251 26V24L250 23H248L247 24V18H246V20H244L245 18L242 16V17H240L241 15H238L236 18H234V16L233 15H231V16H233L232 18H231V21L229 22V21H225V20H227L224 16L226 15V14H224L223 13V11H225V10H223V8H226L228 5L230 6V4L228 3V1H226V3H224V5L226 4V6H224V5H222L223 7H221V5H218L219 7L218 8H220V9H218V11H220L221 10V12L223 13V15H220V14H222V13H220L219 14V16H216V18H217V20H219L220 18L223 20H219L218 22L220 23H218L217 21H215L214 23H212V25H211V27L213 28V32H212V29L210 28V31L211 32H207V33H209V34H207L208 35V37H206L207 35H203V34H195L196 35V37H198V38H196L195 36H192L190 33H187V32H189L190 31V25H191V23L192 22H189V21H191V20H189V21H185L183 18H182V16L180 17V19H182V21L181 20H179V16L180 15H178L177 17V20L180 22V23H182L180 26V29L181 28H183V29H181L182 31L180 32L179 30L180 29H178V31H179V33H178V36H177V33H175V34H173L174 36H176V37H174L173 35H170V36H165L164 34H163V30H162V28H161V25H162V18H164V17H166V16H162V13L161 12H163L164 10L162 9V8H157L158 7V5L159 4H162V2H164V0H159V2H158V4L156 3L157 1H152V0H150V3H149V5H147L148 4V2H149V0H124V1H122V0H104ZM108 1V2H107ZM115 1V2H114ZM144 1H146V2H144ZM75 2V1H74ZM125 2V3H124ZM127 2V3H126ZM115 3V4H114ZM118 3V4H117ZM120 3V4H119ZM121 3H122V5H121ZM130 3V4H129ZM55 4V5H54ZM107 4V5H106ZM136 4V5H135ZM152 6H151V5ZM155 4V5H154ZM113 5V6H112ZM125 5H127V6H125ZM138 5H140V6H138ZM55 6V7H54ZM56 6H58V5H56V3H53V5L51 4V9H49L48 10V12L51 14L52 12H57L58 11V13H61L62 14V12L61 11H59L58 9H54V8H57ZM105 6V7H104ZM107 6V7H106ZM119 6V7H118ZM124 6V7H123ZM148 6V7H147ZM193 6V5H192ZM53 7V8H52ZM110 7V8H109ZM137 7V8H136ZM194 7V6H193ZM130 8V9H129ZM154 8H156V9H154ZM54 9V10H53ZM120 9V10H119ZM154 9V10H153ZM179 9V8H178ZM194 9V8H193ZM226 9H228V8H226ZM52 10V11H51ZM56 10V11H55ZM108 10V11H107ZM118 10V11H117ZM181 10V11H180ZM179 11L177 10V12H179V14L183 11V9H180ZM229 10V9H228ZM120 11V12H119ZM128 11V12H127ZM131 11V12H130ZM132 11H133V13H132ZM156 13H155V12ZM157 11H158V13H157ZM65 12V11H64ZM71 12V11H70ZM123 12V13H122ZM176 12V14H178ZM109 13V14H108ZM128 13H131V15H129ZM219 13V12H218ZM53 14V13H52ZM64 14V13H63ZM72 14V13H71ZM101 12L99 13L98 11H97V13H95V20H97L96 22H98V23H96L97 25L98 24H100L99 25V28H102V27H104V25H106L104 28H106L107 26H109L110 24L109 23H111L112 22V19L111 20H109V22H107L108 23V25H107V23H106V21H108V17H107V15L105 16V15H103V14H101ZM104 14H106V13H104ZM124 14V15H123ZM157 14H158V16H157ZM68 15H70V13L68 14ZM67 15V16H68ZM98 15V16H97ZM139 17H138V16ZM160 15V16H159ZM218 15V14H217ZM223 16V17H222ZM98 17V18H97ZM107 17V18H106ZM110 17V16H109ZM135 19H134V18ZM158 17H160V18H158ZM195 18V17H197V15H196V13H195V11H194V13H193V16H192V18ZM246 17H248L247 15H246ZM84 18V19H83ZM101 18V19H100ZM126 18H130V19H127L126 20ZM138 20H137V19ZM224 18H225V20H224ZM243 18V19H242ZM249 18V17H248ZM81 19L82 20H86V19H88V17H81ZM107 19V20H106ZM132 19H134L135 21H137L136 23H133V22H135L134 20H132ZM139 19H140V21H139ZM164 19H166V18H164ZM188 19V18H187ZM190 19V18H189ZM232 19L234 20V21H232ZM251 19V18H250ZM250 19H248L249 21H251ZM129 20V21H128ZM161 20V21H160ZM235 20H236V22H235ZM111 21V22H110ZM125 21H128V23L130 22V24H128L127 22H125ZM193 21V20H192ZM225 21V22H224ZM246 21V24H244V22ZM248 21V22H249ZM138 22H139V24H138ZM152 24H151V23ZM184 22H187V26H186V23L184 24ZM228 22V23H227ZM232 22H235V25L236 26H238V27H236L235 25H234V23L233 24H230V23H232ZM243 22V23H242ZM87 24H89L88 22H86ZM85 23V24H86ZM102 23L104 24V25H102ZM144 23V24H143ZM223 23H224V25H223ZM85 24H83V25H85ZM86 24V25H87ZM115 28H116V24L114 25L113 24V22L111 23ZM190 24V25H189ZM193 24V23H192ZM207 24H208V22H207ZM214 24V25H213ZM230 26H229V25ZM20 25V24H19ZM142 25V26H141ZM152 25V26H151ZM154 25V26H153ZM189 25V26H188ZM215 25H217L215 28H214V26ZM219 25V26H218ZM223 25V26H222ZM233 25H234V27H233ZM239 25H240V27H239ZM257 25H260V27H258ZM13 26V30H14V32L16 31V28H17V32L20 30V26H14V25H12ZM112 26V27H113ZM122 26V27H123ZM141 26V27H140ZM144 26V27H143ZM147 26V27H146ZM158 26V27H157ZM160 26V27H159ZM183 26V27H182ZM231 26H232V28H231ZM243 26V27H242ZM245 26H246V28H245ZM16 27V28H15ZM113 27V28H114ZM124 27H126V26H124ZM187 27H188V29H187ZM229 27V28H228ZM263 27V28H262ZM108 29H109V27H107ZM113 28H111V25H110V29L109 30H111L112 29V31L113 30H115V28L113 29ZM147 28V29H146ZM193 28V27H192ZM209 28V27H208ZM221 28V29H220ZM225 28V29H224ZM237 28V30H236V32H235V29ZM247 29L248 31H250L248 34L250 35V37H248L249 35L246 33V32H248L247 30H244V29ZM249 28H251V30H249ZM253 28V29H252ZM258 28V29H257ZM261 28V29H260ZM131 29H133V27L131 28ZM144 29V30H143ZM185 29V30H184ZM219 29V35L221 34L222 36H224L225 37V39L227 38V37H229V38H227L228 40L227 41H231V43H232V46L231 47H233V43H234V45H235V49L233 48V49H231L230 48V50L228 51V50H226L225 49V53H223V55H224V57H223V55H220L217 51H218V47H216V49H214V46H213V39H215V41H217V40H219V39H217L218 38V34H217V32H216V30H218ZM257 29V30H256ZM21 30H22V28H21ZM147 30V31H146ZM156 32H155V31ZM160 30H161V32H160ZM184 30V31H183ZM230 30H231V32H230ZM240 30V31H239ZM246 31L245 33H244V31ZM253 30V31H252ZM11 33H10V32ZM111 31V32H112ZM145 31V32H144ZM148 31H150V32H148ZM187 31V32H186ZM256 31V32H255ZM10 33V34H7V33ZM110 32V33H111ZM214 32H216V33H214ZM232 32H234V34L232 33ZM238 32H241L240 33V35L242 34V33H244V34H242L243 35V37H242V35L240 36L239 35V33ZM251 32H252V34H251ZM149 33V34H148ZM162 33V34H161ZM181 33V34H180ZM182 33H183V35H182ZM6 34H7V36L9 35V36H11V38L15 35L14 33H13V31H11V29L10 30H8L7 32H6ZM14 34V35H13ZM111 34H113V32L111 33ZM151 34V35H150ZM158 34H160L159 35V37L160 36H163V37H160L159 38V40L160 41H158ZM212 34V35H211ZM231 34V35H230ZM236 34V35H235ZM262 34V35H261ZM148 35V36H147ZM155 35V36H154ZM189 35L190 36H192V37H194L193 39L194 40H191L190 38H189ZM210 35L211 36H213V35H217L216 37L217 38H212V37H210ZM238 35V36H237ZM8 36V38H10ZM144 36H141V37H144ZM152 36H153V38H152ZM156 36H157V39L155 40L154 38H156ZM165 36V37H164ZM200 36V37H199ZM203 37V40H202V37ZM227 36V37H226ZM234 36V37H233ZM239 36L242 38V39H240L239 38ZM177 37H179V38H177ZM191 37V38H192ZM204 37H205V41H204ZM235 37H236V39H235ZM245 37H247V39L245 38ZM134 38V39H133ZM133 38H131L130 39V43H132L131 42V40L133 41V40H135L136 38L133 36ZM208 38V39H207ZM243 38L245 39V40H243ZM248 38L251 40H248ZM253 38V39H252ZM148 39V40H149ZM163 39V40H164ZM191 41H190V40ZM201 39V41L202 42H199V40ZM230 39V40H229ZM239 39V40H238ZM150 40V41H151ZM189 40V41H188ZM198 40V41H197ZM212 42H210V41ZM237 40V41H236ZM255 40V42H253ZM158 41V42H157ZM183 41H185V43L183 42ZM187 41V42H186ZM199 42L197 45H196V48L194 47L195 46V42ZM235 41V42H234ZM260 41H262V42H260ZM159 43L158 45H157V43ZM190 42H194L193 43V45H192V43H190ZM196 42V43H197ZM218 42V41H217ZM228 42V43H229ZM237 42V43H236ZM129 43V41L126 43V44H122V46H126V47H121V48H125L124 49V53H123V49H120V50H122V52L120 53V55L121 54H125V53H128V52H132L133 50H130V47L131 48H133L134 50L136 49V48H134V47H136L137 46V44H136V46H134L135 44L133 43V44H129L130 46L129 47H127V44ZM189 43H190V45H189ZM201 43H202V46H201ZM206 43V44H205ZM227 43V42H226ZM227 43V45H229ZM230 43V44H231ZM237 44V46H236V44ZM238 43H239V45H238ZM121 44V43H120ZM131 45H133L134 47H132ZM186 45V46H187ZM210 45H211V47L212 48H210ZM226 45V44H225ZM254 45H257V46H254ZM161 46V44L158 46V47H160ZM201 46V47H200ZM230 46V45H229ZM239 46V47H238ZM252 46H253V48L254 49H252ZM192 47H194V48H192ZM255 47H256V49H255ZM262 47V48H261ZM127 48V49H126ZM211 50H210V49ZM218 48V49H217ZM116 49H118V48H116ZM119 49H118V52H119ZM238 49H240L239 51H238ZM252 49V50H251ZM258 49V50H257ZM260 49V50H259ZM125 50H130V51H125ZM196 50V51H197ZM209 50H210V52H209ZM217 50V51H216ZM224 50V49H223ZM243 52H242V51ZM254 50V51H253ZM143 51H146V53H147V50H143ZM203 51H201V52H203ZM230 51H234V52H230ZM255 51H257V53L255 52ZM112 52H114V53H116L117 52V50L116 51H114V50H112ZM135 52V51H134ZM227 52V53H226ZM242 52V53H241ZM248 52V53H247ZM257 54H255V53ZM136 53V52H135ZM144 53V52H143ZM148 53H149V51H148ZM147 53V55H149ZM164 53L166 54L167 52H165L164 51ZM163 53V54H164ZM217 53V54H216ZM241 53V54H240ZM119 53H116V56L118 55ZM138 54V53H137ZM137 54H135V55H137ZM145 54V53H144ZM209 54L211 55L212 54V56H210L211 57V61H210V57H209ZM226 54V55H225ZM228 54V55H227ZM244 54V55H243ZM146 55V54H145ZM208 57H206V56ZM214 55H216V56H214ZM229 55H230V57H229ZM241 55H242V57H241ZM247 55L249 56L248 58H249V60H248V58H247ZM255 56V60H254V56ZM260 55H262V57L260 56ZM220 56V57H219ZM229 57V60H228V57ZM232 56V57H231ZM237 56H240V57H237ZM246 57V60H245V57ZM4 57V56H3ZM223 57V60H224V58L226 57L227 58V61L228 62H230L229 64L227 63V61H226V58H225V62L224 63H222V61L223 60H221V58ZM252 57V58H251ZM258 57H259V60H258ZM216 58H217V60H216ZM230 58H232V60L230 61ZM161 58H158V59H156L157 61H159ZM155 60V61H156ZM192 60V59H191ZM191 60H189V62L187 61V62H185L184 63V65H186V66H193V63L191 64ZM205 60H207V62H208V60H209V62H208V66H207V62H204ZM215 62H214V61ZM243 60H245V61H243ZM254 60V61H253ZM257 60V62H255ZM193 61H194V59H193ZM192 61V62H193ZM196 61V60H195ZM194 61V62H195ZM199 61V62H198ZM241 61V62H240ZM250 61V62H249ZM116 62L117 61H115L114 63L113 62H111V63H113V64H108L109 65V67L108 66H106V68L108 69L107 71H109V72H107V73H111V74H113L114 72H116L117 71V64H116ZM247 62V63H246ZM251 62L254 64H252V65H249V64H251ZM255 62V63H254ZM211 63V64H210ZM213 63V64H212ZM221 63V64H220ZM232 63V64H231ZM243 63V64H242ZM249 63V64H248ZM114 64H116L115 66H114ZM215 64V65H214ZM217 64V65H216ZM231 64V65H230ZM245 64V65H244ZM111 65H113L114 66V69L112 68L113 66H111ZM210 65V66H209ZM212 65V66H211ZM224 65V66H223ZM226 65H229V67H227ZM232 65H234V67L232 66ZM236 65H237V67H236ZM243 65V66H242ZM247 65H249V66H247ZM217 66V67H216ZM116 67V68H115ZM194 67V66H193ZM196 67H198V68H196ZM211 67H213V68H215V69H212ZM232 67V68H231ZM248 67V68H247ZM112 68V69H111ZM189 68V67H188ZM226 70H225V69ZM229 68H230V70H229ZM235 68V69H234ZM246 68V69H245ZM116 69V70H115ZM218 69V70H217ZM225 70V72L226 71H229V73L228 72H226V73H223L224 72V70ZM228 69V70H227ZM234 69V70H233ZM237 69V70H236ZM249 69V70H248ZM112 70L114 71L113 73H112ZM146 70V69H145ZM195 70V71H196ZM213 70V71H212ZM218 71V72H216V71ZM236 70V71H235ZM239 70V71H238ZM251 70V71H250ZM160 71V70H159ZM162 71V70H161ZM222 72L223 73V75H225L223 78L221 77V76H223L222 75V73L219 75V73L220 72ZM146 73H148L149 71H145ZM230 72H232V74H230ZM235 72V73H234ZM241 72V73H240ZM245 72V73H244ZM253 74H252V73ZM145 73V74H146ZM200 73H201V75H200ZM216 73L220 76V79L218 78L219 76L218 75H216ZM243 73H244V75H243ZM149 74H151V71H150V73ZM148 74V75H149ZM238 75V78L236 77ZM248 75V76H247ZM206 76H208V77H206ZM216 76H217V78H216ZM253 76V77H252ZM203 77V78H202ZM225 77H227V79L225 78ZM235 77V78H234ZM207 78V79H206ZM244 78V79H243ZM252 78H253V80H252ZM204 79H206L205 81H204ZM222 79H224L225 80V82H223L224 80H222ZM235 79V80H234ZM236 79H237V81H236ZM242 79V80H241ZM155 80V81H154ZM222 81V82H219V81ZM228 80H230V82H233L232 80H234L235 81V83H238V81H240L239 83H238V85H239V87H238V85H232L231 83H230V85H232V88H233V86H235V88H236V90H238L241 86H242V88H240L239 90H238V94L239 95H237L236 96V104L234 105V106H236V107H233V108H236V110L233 112V111H231V113L230 112H228V113H226V110L225 111H223V113H222V111L221 110H224L223 108L222 109H220L221 107H219V103H218V99H219V94L221 95L222 94V92H223V90H225V89H223L222 88V86H224L223 84H225V86L227 85V84H229V81H228V83H227V81ZM247 80V81H246ZM165 81V82H164ZM159 82V83H158ZM160 82H161V84H160ZM162 82H164V83H162ZM198 82H200V83H198ZM208 83L210 86H212L211 88H210V86H207V85H205V83ZM113 83H114V81H113ZM156 83V84H155ZM157 83H158V85H157ZM196 83V84H195ZM202 83V84H201ZM234 82H233V84H235ZM250 83V84H249ZM168 84V85H167ZM203 84H204V86H203ZM218 84H219V86H218ZM222 86H221V85ZM158 87H157V86ZM159 85H161L160 87H159ZM201 85V86H200ZM122 86V85H121ZM153 86H155L154 88H153ZM163 86H167V87H163ZM206 86V87H205ZM216 86V87H215ZM217 86H218V90H217ZM221 86V87H220ZM116 87H119L120 88V85L118 86V85H116ZM116 87H113V88H111L112 90L114 89V91H119L118 89H116ZM162 87H163V89H162ZM219 87H220V89H219ZM227 87H229V86H227ZM123 87H121V89H122ZM156 88V90L158 91H160V93H162V94H160L159 93V91H158V93H157V91H154V89ZM159 88V89H158ZM171 88V89H170ZM199 88H201L200 90H199ZM204 88V89H203ZM206 88H209V90H212V91H207V89ZM216 90H215V89ZM120 89V90H121ZM125 89V88H124ZM153 89V91H151ZM160 89H162V90H160ZM168 89V90H167ZM194 89H196V90H194ZM198 89V90H197ZM206 89V90H205ZM242 89H243V91H244V93L242 92ZM247 89H248V91H247ZM251 90V93L249 92L250 90ZM169 91L170 93H174V95H172V94H169V92H167V91ZM221 91V93H219L220 91ZM172 91V92H171ZM180 91V90H179ZM217 91V92H216ZM156 92V93H155ZM187 92V94H185V93ZM204 92H206V93H204ZM254 92V93H253ZM154 93L155 94H157V95H154ZM177 93H178V96H177ZM207 93H210L209 95L207 94ZM248 93H250L249 95H252V96H249L248 95ZM159 94L161 95V96H159ZM166 94V95H165ZM207 94V95H206ZM216 94V95H215ZM244 94H245V96H244ZM253 94H255V95H253ZM153 95V96H152ZM172 95V96H171ZM184 95V100L182 99V97H180V96H183ZM187 95V96H186ZM203 95L205 96V97H203ZM248 95V96H247ZM148 98H147V97ZM155 96V97H154ZM165 97V98H163V97ZM189 96H190V98L191 99H189ZM242 96L243 97H245L244 99L245 100H243V99H241L242 98ZM255 96V97H254ZM131 97V96H130ZM151 97V98H150ZM159 97H161V98H159ZM167 97H169V98H167ZM180 97V98H179ZM188 97V98H187ZM198 97V98H197ZM211 97V98H210ZM239 97V98H238ZM241 97V98H240ZM249 97H250V99H249ZM251 97H253L252 99L254 100H252L251 99ZM127 98V99H126ZM138 98V99H137ZM176 99V101L175 100H173V99ZM215 98V99H214ZM247 98L249 99V100H247ZM141 99V100H140ZM150 99V100H149ZM157 99V100H156ZM164 99V100H163ZM186 99V100H185ZM206 99V100H205ZM150 102H149V101ZM156 100V101H155ZM168 101V100H171V101H175V103H173V102H171V104H169V101H168V104H167V102H165V101ZM183 100V102H180V101H182ZM188 100V101H187ZM209 100V101H208ZM213 102H212V101ZM7 101V103L6 104H9L8 102H10L11 101V99L9 98V99H7L6 100ZM141 102V103H139L140 105H142V109H144V108H146V109H144L143 110V112L144 113H147L148 111L149 112H151L152 110L151 109H153V113H155V115L153 114V115H150V116H158L157 117V119H156V117H154V118H152V117H150V118H152V122H153V124L152 123H148V125L146 126V127H143V128H145V129H143L142 128V130H143V132L142 133H145L146 132V129L149 131H153V133H156L157 135H160L159 137L161 138V141H164L165 143V145H166V143H173L171 146H170V144H168L169 145V147H171V148H175V147H177V149L175 148V154L176 155H174L175 157L173 158L174 160V162L172 161L171 162V165H170V163H168V165L166 166V167H162L163 169H160L159 167H153L152 168V166L151 167H146V168H149V170L150 169H152L151 171H149V170H147L146 171V173L148 172V175L145 173V175H144V177H145V179H147L145 182L144 181H142L143 182V184H146V183H148V184H150L149 182H151L154 178H156V180H158V181H156V182H158L157 184H156V182L153 180V182H155V183H153V184H155L156 186V188H157V190H158V192L156 193H154V196H153V194H149L148 195V197H145V194H146V192L144 191L145 190V186L142 184L141 186H144V189H143V192H142V190L140 191V190H137V188L138 189H140V185L139 184H137L136 185V183L134 182V180L137 182V177H136V175L137 174H135V175H133L136 171H138L139 169L138 168H140V171H138V172H141L142 173V175L144 174V172L142 171V169H145V168H143V167H145L146 165L145 164H147V158L148 157H146L145 156V154H144V156H143V153L140 151V150H138L137 152L138 153H127V156H128V154H129V156L127 157L126 155H124L122 152L120 153V152H118V150H117V152H116V150L115 149H113V143L111 142V141H113V140H115V138L116 139H119V138H121V134H118L117 132H119L120 130H121V132L123 131V130H125L126 128H125V121L127 122L128 121V123L129 122H131V120L133 121L134 119H136V118H131V117H129V116H127V114L126 113H128V112H126V110L128 109L129 110V108H131L130 106H132V104L131 103H137V102ZM160 101H161V103H160ZM165 102V104L167 105L166 106V109H164V105L162 104V102ZM180 103H179V102ZM215 101V102H214ZM217 101V102H216ZM247 101V102H246ZM251 101V102H250ZM130 102V105H128V103ZM145 102V103H144ZM157 102V103H156ZM163 102V103H164ZM176 102H177V104L178 105H176ZM189 102H191L190 104H189ZM196 102H198V103H203L204 104V106H205V110H206V112H205V114H208V115H206L205 116V114H204V112L203 113H199L198 114V112L195 110V108L194 107H192L193 106V104L194 103H196ZM249 102V103H248ZM145 105H144V104ZM150 103V104H149ZM193 103V104H192ZM210 103H212V105L210 104ZM248 103V104H247ZM138 104V103H137ZM136 104V105H137ZM158 104H162L161 106H159ZM188 104V105H187ZM216 104V105H215ZM245 104V105H244ZM136 105H133L132 107H134V106H136ZM139 105V106H140ZM151 105V106H150ZM154 105H155V108H153L154 107ZM158 105V107H156ZM170 105H171V107H170ZM182 107H181V106ZM243 105V106H242ZM7 106H10V104L9 105H7ZM122 106H124V109H121L122 108ZM126 106V107H125ZM162 106H164V107H162ZM168 106H169V109H168ZM218 106V107H217ZM246 106L249 108H246ZM128 107V108H127ZM152 107V108H151ZM161 107V108H160ZM176 108L175 110L173 109V108ZM193 109H192V108ZM213 109H212V108ZM239 107V110L237 109ZM243 107H244V109L246 110V112H245V110L243 109ZM127 108V109H126ZM159 108L162 110H159ZM172 108V109H171ZM183 108V109H182ZM241 108H242V110H241ZM126 109V110H125ZM181 109V110H180ZM209 109V110H208ZM218 109H220L219 110V112L217 111ZM123 112H122V111ZM127 110V111H128ZM151 110V111H150ZM157 110V111H156ZM159 110V111H158ZM166 110V111H165ZM171 110V111H170ZM179 111V113L181 114L182 113V115L184 114V115H186L187 117L190 115L192 118H194L193 120V122H191L192 121V119L190 120L189 118H188V120L190 121H188V120H185V121H183V116L182 115H179L178 116V111ZM233 110V109H232ZM248 110V111H247ZM121 111V112H120ZM156 111V112H155ZM172 112V114L170 113V112ZM181 111V112H180ZM208 111V112H207ZM236 111H237V113H236ZM241 111H243V113L241 112ZM66 112V111H65ZM65 112L63 113V114H65ZM148 112V113H149ZM152 112L150 113V114H152ZM168 114V116H167V114ZM214 112V113H213ZM114 113V114H113ZM156 113H159V114H156ZM163 113V114H162ZM166 115H165V114ZM195 113H197L196 115H195ZM219 113H221V114H219ZM239 113V114H238ZM249 113H251L250 115H249ZM111 114H113V115H115V116H113V115H111ZM174 114V118L172 117V115ZM202 114V115H201ZM215 114V115H214ZM216 114H218V119H219V121H220V123L219 124H222V121L224 122V124L223 125H221V127H219V129L217 130V129H211L210 128V121H212V124H215L216 123V121H218V120H216L217 119V116H216ZM236 114H237V116H236ZM244 115V116H242V115ZM247 114L249 115V116H247ZM88 115V116H87ZM161 115H163V116H161ZM164 115H165V117H164ZM195 115V116H194ZM225 115H226V117H227V119H229V120H227V119H224L225 118ZM264 115V114H263ZM53 116H54V118H53ZM73 116H75V117H73ZM84 116V117H83ZM88 118H87V117ZM170 116V117H169ZM181 116V117H180ZM199 116V117H198ZM202 116H204V117H202ZM231 116H233V117H231ZM243 118H242V117ZM247 116V117H246ZM260 116V117H259ZM63 117V118H62ZM65 117V118H64ZM73 117V118H72ZM80 117V118H79ZM116 117V120H114V118ZM177 117H180L181 118V120L180 121H178L180 118H177ZM201 117V118H200ZM222 117H224L223 119H221L220 120V118H222ZM237 117V118H236ZM238 117H240V118H238ZM47 118H49V120L47 119ZM58 118V119H57ZM79 118V119H78ZM120 118H122V119H120ZM123 118H125L124 120H123ZM164 118V120H162ZM167 118V119H166ZM172 118V119H171ZM195 118H197L196 119V121H195ZM201 119V120H199V119ZM214 118H215V120H214ZM242 118V119H241ZM258 118V119H257ZM260 118H261V120H260ZM64 119V120H63ZM75 119V120H74ZM118 119H120L121 121H122V124H118V123H120L121 121L120 120H118ZM130 119V120H129ZM138 119V118H137ZM167 121H166V120ZM172 121H171V120ZM175 119V120H174ZM177 119V120H176ZM212 119V120H211ZM44 120H46L45 122H43ZM48 120V121H47ZM90 120H92V121H90ZM151 120V119H150ZM154 120V121H153ZM225 120V121H224ZM233 120V121H232ZM251 120H253V122H251ZM51 121V122H52ZM69 121V122H68ZM98 123H97V122ZM120 121V122H119ZM124 121V122H123ZM156 121V122H155ZM165 121V122H164ZM174 121H176V123L174 122ZM178 121V122H177ZM55 122H53V123H55ZM61 122V121H60ZM77 122H81V123H79V124H81V125H79V124H77ZM90 122V123H89ZM93 122H94V124H95V126H94V124H93ZM104 122V123H103ZM117 122V123H116ZM162 122V123H161ZM163 122L164 123H166V125H164L163 124ZM169 122V123H168ZM185 122V123H184ZM198 122H200V123H198ZM204 122V123H203ZM214 122V123H213ZM226 122H229V123H226ZM232 122V123H231ZM234 122H235V124H234ZM238 122V124H236ZM33 123V124H32ZM70 124V126H69V124ZM76 123V124H75ZM99 123H103V125H101V124H99ZM127 123V124H128ZM161 123V124H160ZM173 123V124H172ZM179 123V124H178ZM186 123H187V125L188 124H190L192 127H187L186 126ZM191 123H193V125L191 124ZM205 123H207V125L205 124ZM231 123V124H230ZM241 123V125H239ZM40 124H42V126L40 125ZM64 124H66V125H64ZM97 124V125H96ZM105 124V125H104ZM172 126H171V125ZM177 125V126H174V125ZM198 125V126H196V125ZM228 124V125H227ZM234 124V125H233ZM68 125V126H67ZM79 125V126H78ZM83 125H85V126H83ZM89 125V126H88ZM118 125V126H117ZM150 125V126H149ZM160 125L162 126H166L167 128H168V126H169V128L171 129H174V131H172V129H171V131H169L171 134H172V136H173V133L175 134V135H177V134H179L178 136H179V138L181 137L180 135H182L183 137H181L182 139H184V140H186L187 138H188V140L186 141V145H188L189 146V142H190V146L189 147H191V149H189V151H188V146H186L185 145V147L183 146V143H182V139L180 140L177 136H174V137H177V142H178V146H175V143L174 142H172L173 140H174V137H172L173 139L172 140H170L171 138V136H169V140L171 141H169V140H167V134L169 133V132H167L166 134L165 133H163V132H161V130H159L161 127H160ZM179 125H181V127L179 126ZM201 125V126H200ZM224 125H227V126H224ZM236 125V126H235ZM67 126V127H66ZM82 126V127H81ZM92 126V127H91ZM96 126L98 127V129L96 128ZM103 126V127H102ZM119 126H121V128L119 127ZM174 126V127H173ZM182 126H186L187 127V129L189 130H187V132H186V130H184V127H182ZM189 126V125H188ZM202 126H204V127H202ZM222 126H224V127H222ZM228 126H229V128L230 129H227L228 128ZM28 127H29V130H27L28 129ZM37 127V128H36ZM175 127H177V129L175 128ZM198 127H199V130H198ZM208 127H209V130L211 131V132H209V130H208ZM225 127H227V128H225ZM261 128V129H263V137H262V139H264V128ZM34 128V129H33ZM89 128H90V130H89ZM131 128V127H130ZM150 128V129H149ZM179 128H183L182 130H180V131H177V130H179ZM194 131V134L193 133H191V129ZM241 128V129H240ZM21 129H22V127H21ZM93 129V130H92ZM94 129L96 130V131H94ZM152 129V130H151ZM196 129H197V131H196ZM201 129V130H200ZM206 129L208 130V131H206ZM227 129V130H226ZM29 132L28 134H27V131ZM32 130V131H31ZM72 130V131H73ZM107 130H108V132H107ZM157 130V131H156ZM159 130V131H158ZM178 132H176V131ZM204 130H205V132H204ZM222 130V131H221ZM224 130H226V131H224ZM111 131V132H110ZM145 131V132H144ZM149 131V132H150ZM156 131V132H155ZM214 131H216L215 133H213ZM220 131V133H218ZM228 131V132H227ZM231 131V132H230ZM262 131V130H261ZM260 130H259V132H261ZM24 132V133H23ZM32 132V133H31ZM37 132V133H36ZM69 132V131H68ZM87 132H88V134H87ZM121 132H119V133H121ZM182 132V133H181ZM184 132V133H183ZM196 132H197V135H196ZM203 132H204V136L206 137H204L203 138ZM208 134H207V133ZM225 132H226V134H225ZM230 132V133H229ZM236 132V133H235ZM41 133L43 134V135H41ZM110 133V134H109ZM113 133V134H112ZM160 133H162V134H160ZM181 133V134H180ZM210 133V134H209ZM233 133H234V135H233ZM256 133H257V131H256ZM154 135V137L156 136V137H158L157 135ZM166 136H164V135ZM187 134H188V136H187ZM205 134H207V135H205ZM212 134V135H211ZM213 134H218V135H216L217 137H215V135H213ZM220 134V135H219ZM228 134V135H227ZM230 134V135H229ZM238 135V136H236V135ZM36 135H40V136H36ZM89 135V136H88ZM92 135V136H91ZM146 135V134H145ZM169 135V134H168ZM186 135V136H185ZM200 135V136H199ZM208 135H209V137H208ZM44 136V137H43ZM86 136V137H85ZM147 136V135H146ZM146 136L144 137V134H143V136H141V138H140V140L141 141H144L145 139H146ZM195 138H194V137ZM197 136V137H196ZM212 136V137H211ZM219 136V137H218ZM26 137V138H25ZM34 137V138H33ZM38 137V138H37ZM46 137V138H45ZM74 137L76 138L75 140H74ZM139 137L140 136H138L137 137V139L136 140H139ZM155 137V138H156ZM158 137V138H159ZM190 137H192V138H190ZM208 137V138H207ZM215 137V138H214ZM231 137V138H230ZM235 137V138H234ZM260 137H261V135H260ZM94 138V139H93ZM163 138V139H162ZM199 138V139H198ZM220 138V139H219ZM234 138V139H233ZM10 139H12L13 140V138H9V140ZM26 139V140H25ZM34 139H35V141H34ZM38 139V140H37ZM40 139V140H39ZM47 139V140H46ZM157 139V138H156ZM197 139V140H196ZM201 139V140H200ZM210 140V141H208V140ZM216 139V140H215ZM217 139H219L221 142H219V140H218V142H217ZM235 139H237V140H235ZM256 139V138H255ZM9 140L7 139L6 141L7 142H9ZM12 140H10V141H12ZM58 140V141H57ZM71 140H73L72 142H74L75 141V144L76 145H78L79 147H80V149H82L81 148V146L83 145L84 147H85V145H86V147H85V150H83L84 149V147H83V149L82 150H80L79 149V152H77L78 151V146H77V149H76V147L74 146V145H72L71 143ZM109 140V141H108ZM158 141L160 140V139H157ZM166 140V141H165ZM181 141V143H180V141ZM194 142H193V141ZM196 140V141H195ZM202 140H204V141H202ZM233 140H235V141H233ZM245 140V139H244ZM43 141V142H42ZM67 141H69L70 142V145H69V143L68 144H66L67 143ZM192 141V142H191ZM207 143H206V142ZM222 141H224V142H222ZM226 141V142H225ZM227 141H228V145H227ZM231 141H232V144H231ZM239 141V142H238ZM255 141V142H254ZM264 141V140H263ZM1 142V141H0ZM26 142V143H25ZM58 142V143H57ZM62 143V146L60 147V145H61V143ZM91 142H93L92 143V146H91ZM114 142V141H113ZM160 142V141H159ZM175 142H176V138H175ZM176 142V143H177ZM188 142V143H187ZM196 142V143H195ZM215 142V143H214ZM217 142V143H216ZM237 142L238 143H240V144H238L237 145ZM86 143V144H85ZM89 143V144H88ZM194 143V144H193ZM206 143V144H205ZM226 144V146H225V144ZM230 143V144H229ZM162 144H163V142H162ZM179 144H181V145H179ZM185 144V143H184ZM193 144V145H192ZM196 144V145H195ZM201 144H203V145H201ZM205 144V145H204ZM214 145V147H211L212 145ZM224 145V148L226 149H224L223 150V145ZM233 144H234V146H233ZM4 146L2 143H0V149L2 148V146ZM28 145V146H27ZM65 145H67V146H69V148H67V146H65ZM167 145V146H168ZM175 147H174V146ZM198 145V146H197ZM207 145V146H206ZM211 145V146H210ZM244 145V146H243ZM24 146H25V148H24ZM72 146V147H71ZM73 146H74V148H75V151H74V148H73ZM91 146V147H90ZM109 146V147H108ZM181 147L180 149H182V151H180V150H178V147ZM182 146H183V148H182ZM193 146V147H192ZM204 148H203V147ZM227 146H228V149H227ZM234 148H233V147ZM236 146V147H235ZM64 147V148H63ZM65 147L67 148V150H65L67 153H69L70 154V156H69V154H65L64 152V149H65ZM112 147V148H111ZM195 147V148H194ZM209 147V148H208ZM232 147V148H231ZM244 147V149H242ZM63 148V149H62ZM92 148H94V149H92ZM112 150H111V149ZM153 147H151V151L153 150L152 149ZM184 148H185V150H184ZM198 150H197V149ZM210 148H212V150L210 149ZM214 148H215V151H214ZM218 148H220V149H218ZM248 148V149H247ZM24 149H25V151H24ZM71 149H73L72 150V152H71ZM96 149V150H95ZM105 149H107V150H105ZM155 149V148H154ZM208 149V150H207ZM232 149V150H231ZM60 150H62V152L60 151ZM70 150V151H69ZM86 150H87V153L89 154V156H88V154H87V156H86V153L84 154V152H86ZM102 151V152H100V151ZM194 152H192V151ZM220 150V151H219ZM222 150H223V152H222ZM235 150V151H234ZM244 150V151H243ZM246 150H248V151H246ZM55 151V152H54ZM64 151V152H63ZM84 151V152H83ZM94 151H96V152H94ZM115 151V152H114ZM179 151V152H178ZM184 151H186V152H184ZM226 151H227V153H226ZM229 151V152H228ZM243 151V152H242ZM63 154V158H62V156H61V153ZM75 152V153H74ZM83 153V154H81V153ZM92 152L94 153V155L92 154ZM98 152V153H97ZM106 152H108V153H106ZM187 152H188V154H187ZM190 152V153H189ZM206 152H207V154H208V156L207 155H205V156H207V158H206V160L205 161H207L208 162V164L207 163H205L204 162V157L202 158V155H201V153H205L206 154ZM78 153L82 156L83 155V157H81L80 155H78ZM95 153H97V155L98 154H100V155H96ZM102 153V154H101ZM112 153V154H111ZM123 154V155H120V154ZM153 155L155 154V153H157V151H154V152H151ZM180 153V154H179ZM186 153V154H185ZM222 153V154H221ZM237 153V154H236ZM240 153L242 154V155H240ZM23 154H25V155H27V156H25V155H23ZM64 154L65 155H67V156H64ZM92 154V156H90ZM131 154H133V155H131ZM136 154V155H135ZM195 155V158H193V159H195L196 160V163L195 162H193V161H195V160H192V161H190V159H188V156L187 155ZM223 154H225L226 156H223ZM21 157H20V156ZM77 155L79 156V159H78V157H77ZM117 155V156H116ZM152 155V156H153ZM197 155V156H196ZM214 155V156H213ZM238 157H237V156ZM249 155V156H248ZM1 156V155H0ZM18 156V157H17ZM76 157V159H78V161L76 160V159H74L75 157ZM95 156H97V157H95ZM100 156V157H99ZM110 156V157H109ZM125 156V157H124ZM131 156L133 157V158H131ZM135 156V157H134ZM137 156V157H136ZM141 156V157H140ZM148 156V155H147ZM216 156V157H215ZM228 156V157H227ZM248 156V157H247ZM17 159H16V158ZM66 157H67V159H66ZM70 157V158H69ZM84 157H86V158H84ZM93 157H95L96 159H98L97 161H94L95 162V164L93 165L92 163H94L93 162V159H95V158H93ZM103 157V158H102ZM114 158V159H112L111 160V158ZM119 159H117V158ZM154 157V156H153ZM180 157H183V158H180ZM211 157V159L209 160V158ZM214 158V160H213V158ZM233 157V158H232ZM237 157V158H236ZM250 157V158H249ZM15 158V159H14ZM65 158V159H64ZM82 158H84L83 159V162H82ZM89 158H93L92 160L91 159H89ZM108 158H110V159H108ZM116 158V159H115ZM122 158V159H121ZM131 160H130V159ZM136 158V159H135ZM144 158V160L142 161V160H140V159H143ZM177 158H179V159H177ZM247 158H249V159H247ZM15 161H14V160ZM25 159V160H24ZM27 159V160H26ZM62 159V160H61ZM71 159V160H70ZM88 159V160H87ZM95 159V160H96ZM103 159V160H102ZM126 159H127V163H126ZM137 159H139V161L137 160ZM146 159V160H145ZM175 159H177L178 161H180L181 162V164L182 163H184L183 164V168H184V166L186 165V167H185V169L187 170H183V171H185V172H187V173H189V175H187L186 174V176L184 175V173L182 174L181 172H179V173H181V174H178V170H176V171H174L173 169H172V166H173V164L174 163H177V162H175ZM184 159V160H183ZM188 159V160H187ZM202 161H201V160ZM227 159L229 160L228 162H227ZM58 160H60V161H57ZM74 160V161H73ZM78 162H76V161ZM89 160H91V161H89ZM110 160V162H109V164H108V162L107 161H109ZM113 160H114V163H113ZM123 160H124V162H123ZM155 160V159H154ZM187 160V161H186ZM198 160V161H197ZM199 160H200V162H199ZM243 160V162L241 163V161ZM244 160H246L247 162H244ZM7 161V160H6ZM24 161H26V163H30L29 165H26V163L24 162ZM33 161V162H32ZM47 161V162H46ZM69 161V162H68ZM74 163H73V162ZM103 161V162H102ZM116 161V162H115ZM123 163H122V162ZM138 161V162H137ZM145 161H147L146 163H145ZM183 161V162H182ZM233 161V162H232ZM16 162H18L17 164H15ZM23 162H24V164H23ZM57 162V163H56ZM62 162V163H61ZM88 162V163H87ZM107 162V163H106ZM119 162H120V164H119ZM142 162H143V164H142ZM192 162V163H191ZM227 162V163H226ZM236 164H235V163ZM238 162H240L241 164H242V167H245V170L247 171V172H249V175H251L252 174V172H254L253 174H254V176H256V175H258V176H256V177H254L253 175L251 176L252 178H249V175H247V172H243V171H245L242 167H241V164L240 163H238ZM6 163V164H5ZM45 163H46V165H48V166H46L45 165ZM82 163V164H81ZM84 163V164H83ZM90 163V164H89ZM114 164V165H111V164ZM118 163V164H117ZM139 163V164H138ZM151 163H153V162H151ZM190 163V164H189ZM195 163V164H194ZM200 163V164H199ZM215 163V164H214ZM243 163H246V164H244L243 165ZM250 163V162H249ZM8 164H9V166H8ZM35 166H34V165ZM42 164H44V165H42ZM62 166H64V167H62ZM73 164H75V165H73ZM79 164V165H78ZM88 164V165H87ZM122 164V167L120 166ZM123 164H127V166H125V165H123ZM129 164H130V166H129ZM154 164V163H153ZM188 164H189V166H188ZM192 164H193V166H192ZM203 164L205 165V166H203ZM206 164H207V166H206ZM217 164V165H216ZM13 166V167H10V166ZM15 165V166H14ZM71 165V168H72V165H73V168L75 167L76 169H71L70 168V171L71 170H73V172H74V170H75V172H76V170L77 171H81V172H79V173H73L72 171V173L73 174H75L74 176H76V177H74L73 176V174H70L71 172H69V174H68V168H69V166ZM78 165V166H77ZM87 165V166H86ZM108 165H110V167L111 168H109L108 167ZM116 165H118L119 166V168L116 166ZM135 165V166H134ZM139 165V166H138ZM151 165V164H150ZM197 167H196V166ZM230 165V166H229ZM235 165V166H234ZM236 165H237V167H236ZM17 166V167H16ZM30 166V167H29ZM33 166V167H32ZM38 166H39V168L41 169H39L38 168ZM44 166V167H43ZM46 166V167H45ZM66 166H68V167H66ZM85 166V167H84ZM104 166H105V170H104ZM114 166L117 168V171H116V169H114V171H116V172H113V168H114ZM133 166V168H131ZM169 166V167H168ZM200 166V167H199ZM208 166H210V167H208ZM238 166H239V168H238ZM247 166V167H246ZM6 167H7V169H6ZM16 167V168H15ZM20 167V168H19ZM37 169H35V168ZM43 167V168H42ZM65 167L67 168V170H64L65 169ZM90 167H91V169H90ZM99 167H101L102 168V170H103V172L104 171H106L105 173H108V171H110V172H113V173H115V174H119V176H117V175H115V176H113V174H111L110 175V177L112 176V178H116V179H118L117 181H116V179H114V180H112L113 182H111V183H108V184H111L112 186L115 184V182H116V187H115V185H114V187H112V186H110V187H112L111 189H117V186H118V191L119 192H121V194H125L124 193V191L126 192V194L125 195H127V196H129V197H131L130 198V200H132V198H133V200L132 201H130L129 200V207H127L126 209H127V211H129V212H133V215H132V219L134 218V217H136V219H135V221L134 222H132L131 221V223L129 224L128 223V228H126V231L124 230H122L121 231V233L119 232V233H116V232H108V234H105V235H107V237H103L104 238V240H103V238H99L98 239V237H100L97 233H96V235L94 234L95 233V231H91L92 233L90 234V232H88V233H86V231L88 230L87 229V227H89L92 223V226H90L91 227V229H92V227L94 226V222H92V220H94V217L95 216H97V214H98V211H100V207L103 205H101V203H103V200H104V198L102 199L101 198V196L97 199V201L96 200H91V198L90 197H87V196H84V197H82V198H80V196L79 197H75V195H76V193L77 194H79V182H77V183H75L74 181H79L80 179H77L76 180V178L78 177L79 178V175H81V173L84 175V173H89V171L90 170H93V171H95V173L96 172H98L99 170L101 171V168L99 169ZM124 167V168H123ZM129 167V169H127ZM168 167V168H167ZM192 167V168H191ZM193 167H195V169L193 168ZM212 167V168H211ZM233 167V168H232ZM241 167V168H240ZM19 168V170H20V172H18L19 170H17ZM26 168V169H25ZM34 168V169H33ZM63 168V169H62ZM86 168V169H85ZM106 168H107V170H106ZM131 168V169H130ZM135 168V169H134ZM196 168H197V171L199 172L200 170L201 171H205L206 173H205V175L207 174V176H206V179H207V177H208V180H210L211 178H212V176L215 174L218 178L219 177H224L225 178V180L227 179V184H228V182H230L229 183V185H230V188H229V190L230 191H232V193L233 194H229V193H227V195H228V197H229V195L231 196H233L234 194H235V198L234 197H230V203H229V198H228V201H227V203H228V207L229 208H231V209H226L227 208V205H225L226 206V208H225V206H224V210H225V213H224V216H222V222L220 223V224H214L213 222H210V219H208V218H206L205 216H207V213H205V209H203L202 207L200 208V207H198L199 208V211H200V209L201 210H204V211H201V213H202V215H201V213H200V217L201 218H199L198 220L195 218V216L193 217V219H192V216H191V214H184V212L182 211V209H181V207H180V204L176 201V200H174V199H176L177 198V196H180V194L182 193V195L181 196H183V197H187V200H191L190 202H196L197 200H195V199H198V198H195L194 200H193V198H194V195H190L191 193L189 192L190 190H191V188H193V186H197V184H199V182L197 183V180H198V174H200V173H202L201 171H200V173H198L197 174V172L195 173V171H196ZM209 168V169H208ZM214 168H216V169H214ZM218 168V169H217ZM231 168V169H230ZM236 168V169H235ZM247 168V169H246ZM256 168H257V170H256ZM259 168V169H258ZM6 169V170H5ZM16 169V170H15ZM44 169V170H43ZM45 169H46V171H45ZM64 170L63 172H64V175H66V176H64V175H62L61 177H62V184L64 185V187H60V186H63L62 184L60 185V186H58V187H60V188H57V190L55 191V190H52V193H51V195H50V193H49V191H46V193L44 192V193H42V194H40L39 196V198H37L38 200H36V197H38V196H36L35 197V195H33V194H31V192H28V191H30V190H27L26 189V187L28 188V185L27 186H22L21 184L20 185H18V186H14L15 184H18L17 183V180H18V178H19V180H18V182H20V181H22L23 179H25L24 177L25 176H27L28 177V175H26V174H28V173H31V174H29V177L31 176H34V177H32V178H39V180H40V182L39 181H37V182H39V184H44V185H42L43 186V189H47V187H48V184H49V182H48V180L50 179L51 181L55 178V177H53V176H58V175H61L60 173L62 172H60V173H58V172H56L55 173V171L54 170ZM88 169H89V171H88ZM98 169V170H97ZM124 169H127V171H125ZM132 169H134V170H132ZM156 169V170H155ZM167 171V172H165V170ZM194 169V170H193ZM205 169H207V170H205ZM235 170V172H233V171H231V170ZM238 169H240V170H238ZM15 170V171H14ZM24 170V171H23ZM26 170H31V171H26ZM39 170V171H38ZM57 170V171H58ZM85 170H87L88 172H85ZM122 170V171H121ZM129 170V171H128ZM131 170H132V173H131ZM164 170V171H163ZM211 170V171H210ZM214 170V172L212 173V171ZM241 170H242V172H241ZM254 170V171H253ZM256 170V171H255ZM2 171V172H1ZM17 171V172H16ZM22 171L24 172V173H22ZM34 171V172H33ZM53 171V172H52ZM65 171H67L66 173H65ZM82 171H84V173L82 172ZM160 171V172H159ZM168 171H169V173H168ZM189 171V172H188ZM209 171V172H208ZM217 171V172H216ZM237 171H238V173H237ZM4 172V173H3ZM6 172H8V173H6ZM25 172H28V173H25ZM50 172V173H49ZM91 172V171H90ZM102 172V171H101ZM102 172V173H103ZM121 172V173H120ZM123 172V173H122ZM130 172V173H129ZM138 172H136V173H138ZM149 172H151L150 173V175H149ZM158 172V173H157ZM166 174V176H165V174ZM220 172V173H219ZM241 172V173H240ZM42 173V174H41ZM54 173V174H53ZM93 173V172H92ZM141 173H139L137 176H140V174ZM172 173V174H171ZM208 173H210V175L211 174H213L212 176H210ZM235 173V174H234ZM242 173H244V174H242ZM38 174V176H36ZM48 174V175H47ZM51 174V175H50ZM53 174V175H52ZM63 174V173H62ZM79 174V175H78ZM121 174V175H120ZM128 174V175H127ZM131 176H130V175ZM164 174V175H163ZM192 175V177H191V175ZM194 174V175H193ZM197 174V175H196ZM203 174V173H202ZM219 174V175H218ZM222 174V175H221ZM259 174H260V176H259ZM23 176V178H22V176ZM45 175V176H44ZM47 175V176H46ZM68 175H71V177L70 176H68ZM78 175V176H77ZM153 175V176H152ZM179 175V176H178ZM204 175V174H203ZM209 175V176H208ZM221 175V176H220ZM241 175V176H240ZM40 176V177H39ZM42 176H44V177H42ZM50 178H49V177ZM125 176V177H124ZM129 176V177H128ZM177 176V177H176ZM180 176H182L181 178H180ZM216 176H213V178L211 179V181H210V183L212 182V181H214L213 179H216ZM248 176V177H247ZM26 177V178H27ZM48 178V180H47V178ZM53 179H52V178ZM69 179H68V178ZM74 177V178H73ZM119 177V178H118ZM136 177V178H135ZM144 177H143V179H144ZM146 177H151L152 179H148V178H146ZM215 177V178H214ZM239 177V178H238ZM246 177V178H245ZM253 177H254V181L256 180V182H254L253 181ZM2 178V179H1ZM41 178H44V180L43 179H41ZM45 178H46V180H47V182H41V181H46L45 180ZM173 178V179H172ZM205 178V177H204ZM224 178H221V179H224ZM240 178H241V180H240ZM36 179V180H37ZM64 179V180H63ZM66 179V180H65ZM74 179V180H73ZM121 179V180H120ZM133 180V181H131V183H130V180ZM143 179H140V180H143ZM144 179V180H145ZM166 179V180H165ZM185 179V180H184ZM191 179V180H190ZM195 179V180H194ZM239 179V180H238ZM244 179V180H243ZM16 180V181H15ZM61 180V179H60ZM70 180V181H69ZM149 180V181H148ZM163 181V183L165 184V186L162 184V181ZM164 180H165V182H164ZM169 180V181H168ZM175 180V181H174ZM183 180V181H182ZM187 180V181H186ZM205 180V179H204ZM220 180V179H219ZM246 180H247V182H246ZM248 180H252L251 182L250 181H248ZM125 181V182H124ZM129 181V182H128ZM148 181V182H147ZM174 183H173V182ZM187 182V184H186V182ZM189 181V182H188ZM193 181V182H192ZM207 181V180H206ZM205 181V182H206ZM217 181V180H216ZM216 181H214L213 183H212V185L213 184H215V182ZM244 181L246 182V183H248V182H250L251 183V185H249L250 183H248V185H249V187L252 189V193L250 192L251 191V189H250V191L248 190V185L246 184V183H244ZM9 182V183H8ZM59 182H61V181H59ZM73 182V183H72ZM118 182V183H117ZM120 182V183H119ZM126 182H128L127 183V185L130 183V184H132L133 186H134V188H136L138 185H139V187H137L136 189H134L133 187H132V185H129V186H125L126 187V189H124V185H126L125 183ZM180 182H182V183H180ZM243 182V183H242ZM261 184H260V183ZM47 183V185H45ZM72 183V184H71ZM124 183V184H123ZM134 183H135V185H134ZM151 183V184H152ZM172 183V184H171ZM178 185H177V184ZM193 183H194V185H193ZM197 183V184H196ZM206 183H208V181L206 182ZM210 183H208L209 185H210ZM254 183V184H253ZM255 183L256 184H258V185H255ZM264 183V182H263ZM13 184V185H12ZM67 184H68V186H67ZM107 184V185H108ZM119 184V185H118ZM121 184H123V185H121ZM152 184V185H153ZM162 184V185H161ZM169 184V185H168ZM170 184H171V186H170ZM182 184V185H181ZM246 184V185H245ZM11 185V186H10ZM50 185V184H49ZM74 187H73V186ZM229 185H228V187H229ZM231 185H237V187L236 186H231ZM247 186L248 188H247V191L248 192H246V191H244V190H246L245 188H239L238 186ZM260 185V187H259V189H258V186ZM7 186V187H6ZM41 186V185H40ZM46 186V187H45ZM79 186V187H78ZM102 186H104L103 184H102ZM108 186V187H109ZM176 186V187H175ZM184 186V187H183ZM195 186V187H196ZM244 186V187H245ZM12 187V188H11ZM17 187V188H16ZM20 187H22L21 189H20ZM24 187V188H23ZM76 187H78V188H76ZM108 187H106V190H109L110 189V187H109V189H108ZM120 187H122V188H120ZM129 187H132V188H129ZM166 187V188H165ZM171 187H173V188H171ZM178 187V188H177ZM179 187H180V189H179ZM190 187V188H189ZM232 187V188H231ZM253 187H255V188H253ZM3 188V189H2ZM5 188V189H4ZM6 188H8V190H9V192H8V190L6 189ZM10 188V189H9ZM70 190H69V189ZM74 188H76V189H74ZM171 188V189H170ZM17 189V190H16ZM20 189V191H18ZM41 189H42V187H41ZM41 189L39 190V191H41ZM43 189H42V191H43ZM51 189V188H50ZM61 189H63V191L61 190ZM110 189V190H111ZM142 189V188H141ZM164 189V190H163ZM167 189V190H166ZM174 189V190H173ZM184 189V190H183ZM190 189V190H189ZM253 189H255V190H253ZM11 190V191H10ZM12 190H14V192L12 191ZM22 190V191H21ZM27 190V193L25 192ZM48 190V189H47ZM58 190H60V191H58ZM71 190H72V192H71ZM74 190V191H73ZM167 192H166V191ZM4 191V192H3ZM19 193H18V192ZM55 191V192H54ZM65 191V192H64ZM78 191V192H77ZM256 192V194L259 196L260 195V193H261V191H262V193H261V195H260V198H262V199H260V200H262L260 203H259V201L260 200H258L257 198H256V196L257 195H255L254 193ZM260 192V193H257V192ZM38 192V191H37ZM51 192V191H50ZM54 192V193H53ZM62 192V193H61ZM67 192V193H66ZM76 192V193H75ZM108 192V191H107ZM123 192V193H122ZM141 192L144 194H141ZM145 192V193H144ZM199 192H201V191H198V193ZM244 192H246V193H244ZM13 193V194H12ZM15 193V194H14ZM30 193V194H29ZM40 193V192H39ZM60 193H61V195H60ZM68 195V197H67V195ZM159 193H161V194H159ZM163 193V194H162ZM187 193V194H186ZM190 193V194H189ZM204 192L202 191V193H199V194H197L198 195V197L200 198V196H203L202 194H203ZM231 193V192H230ZM12 194L13 196H10V195ZM19 194V195H18ZM25 194H27V195H25ZM62 194H63V197H61L62 196ZM129 194V195H128ZM156 194V195H155ZM169 195V197H168V195ZM179 194V195H178ZM205 194V193H204ZM8 196L9 195V197L7 198L6 196ZM15 195V196H14ZM18 195V196H17ZM32 195H33V197H32ZM45 195V196H44ZM53 195H55V196H53ZM57 195H60V196H57ZM137 195V196H136ZM147 195V194H146ZM171 195V196H170ZM177 195V196H176ZM196 195V196H197ZM25 196V197H24ZM27 196V197H26ZM30 196V197H29ZM49 196V198H47L46 199V197H48ZM139 196V197H138ZM142 196H143V198L144 199H142ZM205 196H206V194H205ZM254 196V197H253ZM15 197H18V198H15ZM21 197V198H20ZM35 197V198H34ZM53 197V198H52ZM65 197V198H64ZM102 197H104V195L102 196ZM136 197H137V199H139V200H137L136 199ZM176 197V198H175ZM191 197H193V198H191ZM204 197V196H203ZM207 197V196H206ZM206 197H204L203 198V200L205 201V202H210L208 199H211V198H207L206 199ZM3 198V199H2ZM13 198V199H12ZM33 198V199H32ZM41 198H43V199H41ZM53 200H52V199ZM54 198H56L57 199V201H56V199H54ZM61 198V199H60ZM64 198V200H62ZM75 198V199H74ZM84 198V199H83ZM87 198H88V200H87ZM141 198V199H140ZM169 198V199H168ZM214 198V197H213ZM231 198H233V200L231 199ZM5 199V200H4ZM16 199V200H15ZM21 199H23V202H21L22 200ZM27 199H29V200H27ZM32 199V200H31ZM40 199H41V201H40ZM46 200V202L48 203L49 202V204H47L46 205V202H45V200ZM72 199V200H71ZM74 199V200H73ZM148 199V200H147ZM215 199V198H214ZM236 199V200H235ZM237 199H238V201H237ZM7 200H9L8 202H7ZM13 200V201H12ZM17 200H18V202H17ZM44 200V201H43ZM54 200H55V202H54ZM68 200L70 201L71 200V202H69V204L67 203L68 202ZM81 200H83V201H81ZM140 200H141V202H140ZM145 200H147L146 202H145ZM167 200V201H166ZM168 200H170V201H168ZM235 200V201H234ZM243 200L246 202H243ZM10 201H12V202H10ZM20 201V202H19ZM31 201V202H30ZM43 201V202H42ZM54 203H53V202ZM65 201V202H64ZM81 201V202H80ZM87 203H86V202ZM91 201V203H93V202H95V203H93V205L91 204V203H88V202H90ZM93 201V202H92ZM137 201V202H136ZM199 201V200H198ZM15 202V203H14ZM25 202V203H24ZM35 202H36V206H34L35 205ZM62 202V203H61ZM79 202V204L77 205V204H75V203H78ZM99 202V203H98ZM132 202H133V205H131L132 204ZM140 202V203H139ZM172 202L173 203H175V205H174V207L171 209V210H173V211H168V205L170 206V203L172 204ZM194 202V203H195ZM235 202H238V204H236ZM1 203V202H0ZM9 203H10V205L11 206H9ZM21 203V204H20ZM39 203H41L42 204V206L45 208V210L46 209H48V210H46L47 212H45V210H43V208L42 207H39L38 205H40ZM43 203H44V205H43ZM50 203L52 204L51 206H50ZM56 203V204H55ZM57 203H60V204H58L57 205ZM71 203V204H70ZM143 203L145 204L144 206H143ZM168 204V205H165V204ZM225 203V202H224ZM224 203H223V205H224ZM245 203V204H244ZM8 204V205H7ZM20 204V205H19ZM34 204V205H33ZM54 204V205H53ZM97 204V205H96ZM100 206H99V205ZM140 204H142V205H140ZM226 204V203H225ZM257 204H258V206L259 205H261L262 204V206L260 207V209L258 208V206H257ZM24 205V206H23ZM33 205V207H31ZM46 205V206H45ZM64 205V206H63ZM66 205V206H65ZM68 205V206H67ZM70 205V206H69ZM71 205H72V208H71ZM82 205H83V207H84V209H83V211L84 210H86L87 212H86V214L88 213V215H86V217H88V220H85V219H87V218H84V219H82V220H78L79 219V216H77V214H79V212L80 211H78L77 212V209L76 208H78V206L80 207V208H78V210H80L81 209V207H82ZM86 205V206H85ZM91 205V206H90ZM244 205V209H241L242 208V206ZM5 207V208H3V207ZM19 206V207H18ZM20 206L21 207H23V208H21L20 209ZM25 206H27V207H25ZM40 208V209H38V207ZM57 206V207H56ZM87 206H89L90 208H92V210L90 209V208H88ZM93 206V207H92ZM98 206V207H97ZM104 206V205H103ZM141 206V207H140ZM230 206H232V207H230ZM241 206V207H240ZM257 206V207H256ZM37 209H36V208ZM47 207V208H46ZM71 209H69V208ZM85 207H87V208H85ZM135 207L137 208H140L139 210H138V212H136L135 211ZM144 207V208H143ZM167 207V208H166ZM239 207H240V209H239ZM254 207V208H253ZM2 208H3V210H2ZM7 208H9V209H7ZM14 208V209H13ZM15 208H16V210H15ZM29 208V210H30V212H28L27 211V209ZM49 208H50V210H49ZM63 208V209H62ZM96 208H100L99 210H97ZM133 208V209H132ZM137 208V209H138ZM255 208H258V209H255ZM263 208V209H262ZM24 209L28 212V213H26V211H25V213H26V215L29 217V218H25V215H24V217H23V212H24ZM33 209H36L35 211L33 210ZM73 209V210H72ZM87 209H90V210H87ZM95 209V210H94ZM142 209V210H141ZM170 209V208H169ZM175 209V210H174ZM246 209H248V210H246ZM12 210L16 213H14V212H12ZM44 211V213H42V211ZM74 210H76V212L74 211ZM226 210H228V211H226ZM230 210H231V212H230ZM244 210H246V212L244 211ZM8 211H9V213H8ZM17 211V212H16ZM31 211H33L32 212V214H31ZM38 211V212H37ZM72 211V212H71ZM81 211H82V209H81ZM93 211V212H92ZM96 211V212H95ZM126 211V210H125ZM135 211V212H134ZM157 211V212H156ZM166 211V212H165ZM168 211V212H167ZM234 211V212H233ZM259 211H260V215L258 216V213H259ZM262 211V212H261ZM6 212H7V214H6ZM34 212H37V213H34ZM66 212H67V214H68V216H67V214H66ZM74 212V213H73ZM129 212H127V214L129 213ZM131 212V213H132ZM140 212V213H139ZM153 212V213H152ZM175 212V213H174ZM255 212H256V214H255ZM17 213H19V214H17ZM21 213V214H20ZM23 213V214H22ZM41 213V214H40ZM131 213H129L128 214V217L126 216V218L130 221L131 220ZM141 213L143 214V215H141ZM160 213V214H159ZM171 213H174V216H172L173 214H171ZM205 213V214H204ZM236 213V214H235ZM240 213V214H239ZM35 214H37V216L35 215ZM46 214V215H45ZM72 214V215H71ZM92 215L91 216V218H92V220L89 218L90 217V215ZM138 214L140 215V216H138ZM158 215V217H155L154 215ZM170 215V218H169V216L168 215ZM184 214V215H183ZM33 215H35V216H33ZM136 215V216H135ZM147 215V216H146ZM156 215V216H157ZM163 215V216H162ZM177 215V216H176ZM189 215H190V217H189ZM20 216V217H19ZM43 217V219H42V217ZM138 216V217H137ZM141 216H144L145 217V219H143L142 220V218L143 217H141ZM160 216H162L161 218H160ZM33 217V218H32ZM35 217V218H34ZM39 217H41V218H39ZM44 217H46V219L44 218ZM48 217V218H47ZM56 217V216H55ZM74 217V218H73ZM130 217V218H129ZM167 217V218H166ZM208 217V216H207ZM242 217H243V219H242ZM252 217V218H251ZM260 217V218H259ZM25 218V219H24ZM31 218H32V220H31ZM57 218V217H56ZM68 218V219H67ZM70 218V219H69ZM151 218V219H150ZM157 220V218H159L157 221L159 222V226H157V224H158V222L155 220V219ZM166 218V219H165ZM24 219V220H23ZM42 219V220H41ZM67 219V220H66ZM81 219V218H80ZM126 219V220H127ZM148 219V220H147ZM164 220V221H166V223H164V221L162 222V220ZM178 219V220H177ZM195 219H196V222L197 223H195ZM201 219V220H200ZM256 219V220H255ZM2 220H3V222H2ZM35 220V221H34ZM41 220V221H40ZM60 220V219H59ZM74 222H73V221ZM84 220V221H83ZM90 220H91V222H90ZM124 220H125V218H124ZM125 220V221H126ZM127 220V221H128ZM152 220V222L149 224L148 223V221L150 222ZM157 222H155V221ZM159 220H161V221H159ZM172 220H174V221H172ZM193 220H194V222H193ZM253 220V221H252ZM27 221V222H26ZM67 221H69L68 223H67ZM126 221V222H127ZM143 221V222H142ZM155 222V226L154 225H151L152 223H154ZM254 221H256V222H254ZM32 224V227L30 226L31 224ZM35 222H37V224H35ZM39 222V223H38ZM43 222H45V223H43ZM73 222V223H72ZM88 222H90V225H89V223ZM122 222V225L123 224H125L126 225V222H124L123 220L121 221ZM184 222H185V224H184ZM248 222V223H247ZM3 223V224H2ZM5 223H6V225H5ZM70 223V224H69ZM133 223V224H132ZM145 223V224H144ZM161 223V224H160ZM173 223V224H172ZM177 223V224H176ZM183 223V224H182ZM189 223V224H188ZM29 224V226H27ZM43 224V225H42ZM44 224H46V225H44ZM84 224H88L87 226L85 225V227H84ZM136 224V225H135ZM144 224V225H143ZM146 224H149L148 225V228H151L152 226H154V227H152V228H155L154 230L151 228V231H150V229H148L147 228V226H146ZM162 224H164L161 228H160V225H162ZM171 224V225H170ZM182 224V225H181ZM201 225V226H198V225ZM226 224V225H225ZM229 224V225H228ZM246 224H248V225H246ZM250 224V225H249ZM251 224H252V226H251ZM255 224V225H254ZM36 225V226H35ZM38 225H42L41 226V228H42V231L40 232V230H41V228L38 226ZM70 225V226H69ZM129 225L130 226H132V225H135V226H132L133 228H132V230H131V227H129ZM26 226V227H25ZM43 226H44V228H43ZM74 226V227H73ZM80 226V227H79ZM139 226V227H138ZM166 226V227H165ZM194 226H196V227H194ZM254 226V227H253ZM3 227V228H2ZM4 227H5V229H4ZM26 228V230H27V228H28V232H25L23 229L24 228ZM31 227V229H29ZM35 227V228H34ZM71 227V228H70ZM78 227V229H76ZM138 228V229H136V230H138V232L134 229V228ZM141 227V228H140ZM170 227V228H169ZM182 227V228H181ZM199 229H198V228ZM228 227V229H226ZM36 228H40V230H38L37 229V231H36ZM84 228H86V231H84L85 229ZM165 228V229H164ZM219 228V229H218ZM249 228V229H248ZM252 228L253 229H255L254 231L252 230ZM7 229V230H6ZM45 229V230H44ZM90 228H89V230H91ZM147 229V230H146ZM166 229H168V230H166ZM195 229V230H194ZM224 229V230H223ZM22 230V231H21ZM31 230V231H30ZM75 230V231H74ZM78 230V231H77ZM144 232H143V231ZM145 230L147 231L146 233H145ZM149 230V231H148ZM159 230V231H158ZM190 230L192 231V233L190 232ZM196 230H197V234L195 235V233H196ZM205 230V231H204ZM7 231V232H6ZM19 231H21V233L19 232ZM36 231V232H35ZM43 231H46V232H44L43 233ZM66 231H63L64 233L66 232ZM83 231L85 232V233H83ZM164 231V232H163ZM168 231V233H166ZM226 231V232H225ZM262 231H263V233H262ZM23 232V233H22ZM32 232H34V233H32ZM39 232H40V236H38L39 235ZM66 232V233H67ZM68 232V233H69ZM94 232V233H93ZM128 232H129V234H128ZM135 232V233H134ZM142 232V233H141ZM157 232V233H156ZM245 232H246V234H245ZM253 233V234H251V233ZM7 233V235H6V237L4 236L5 234ZM18 233V234H17ZM26 233V234H25ZM29 235H28V234ZM42 233H43V235H42ZM113 233V234H112ZM126 233V234H125ZM134 233V234H133ZM149 233H151V234H149ZM156 233V234H155ZM163 233V234H162ZM182 233V234H181ZM223 233H225L226 235L224 236L223 235ZM14 234V235H13ZM37 234V235H36ZM83 234V235H82ZM87 234V235H86ZM121 234V235H120ZM148 236H147V235ZM161 234V235H160ZM194 236V237H196V238H194L192 235ZM257 234H259V235H257ZM10 235H12V236H10ZM27 235L28 236H33V237H35L36 238V236L38 237V238H34L35 240H29L28 238L29 237H27ZM92 235H94V236H92ZM115 235V236H114ZM118 235V236H117ZM121 237H120V236ZM134 235H136L135 237H136V239H135V237H133ZM151 235V236H150ZM160 237H159V236ZM222 235V236H221ZM254 235V236H253ZM4 236V237H3ZM15 236V237H14ZM18 236V237H17ZM20 236H22V237H20ZM47 236V237H46ZM98 236V237H97ZM110 236V237H109ZM127 236V237H126ZM129 236V237H128ZM132 236V237H131ZM138 236V237H137ZM210 236V237H209ZM219 236V237H218ZM226 238V236H227V238L225 239L224 237ZM237 236V237H236ZM252 236V237H251ZM17 237V238H16ZM23 237H24V239L26 238V239H28V241L27 240H25V242H24V244H23V241H22V239H23ZM46 237V238H45ZM87 237V238H86ZM92 237V238H91ZM122 238L121 239V241L119 242V240H120V238ZM143 237H144V239H143ZM148 237V239H146ZM149 237H151V239L149 238ZM181 237V238H180ZM185 237V236H184ZM191 239H190V238ZM217 237H218V240L221 242L220 244H218L219 242H218V240H217ZM221 237V238H220ZM229 237V238H228ZM232 237V238H231ZM233 237H235V239L233 238ZM261 237V238H260ZM10 238V239H9ZM16 238V239H15ZM20 238V239H19ZM44 238H45V241H44ZM80 238V239H79ZM82 238V239H81ZM94 238H95V240H94ZM105 238H106V240H105ZM108 238H110V242H108ZM117 238V239H116ZM124 238H125V241H124ZM132 238H134L136 241L138 240V241H141V242H137L138 244L140 243V245H139V249L137 248V243L134 245V242H133V245H132V241L131 240H133ZM138 238V239H137ZM142 238V239H141ZM155 238H157V239H155ZM159 238V239H158ZM175 238V239H174ZM192 238H194L195 239V241L192 239ZM199 238H200V240H199ZM223 238V239H222ZM252 238V239H251ZM4 239V240H3ZM41 239V240H40ZM48 239V240H47ZM84 239H85V241H84ZM93 239V240H92ZM96 239H98V240H96ZM112 239V240H111ZM128 240V242H127V240ZM131 239V240H130ZM141 239V240H140ZM162 239V240H161ZM189 239V240H188ZM14 240H15V244L14 243H11V242H14ZM17 240V241H16ZM21 240V241H20ZM54 240V241H53ZM102 240L104 241V242H102ZM151 240V241H150ZM211 240V241H210ZM228 240H230V242L228 241ZM233 240H235V241H233ZM249 240H250V242H249ZM2 241H3V243H2ZM79 241V242H78ZM94 241V242H93ZM100 241V242H99ZM107 241V242H106ZM131 241V242H130ZM143 241V242H142ZM146 241V242H145ZM158 241V242H157ZM168 241V242H167ZM208 241V242H207ZM225 241V243H222V242H224ZM254 241H255V243L256 244H254ZM10 242V243H9ZM81 242V243H80ZM92 242V243H91ZM112 242H115V243H112ZM123 242V243H122ZM170 242V243H171ZM196 242V243H195ZM203 242L206 244V242H207V246L205 245V246H203L204 244H203ZM227 242V243H226ZM243 242V243H242ZM249 242V243H248ZM252 242V243H251ZM8 243V244H7ZM16 243H17V246L19 247H13V244L14 245H16ZM38 243V244H37ZM49 243V244H48ZM77 243H79V245H77ZM82 243H84V245H81ZM88 243V244H87ZM95 243V244H94ZM97 243V244H96ZM102 243V244H101ZM104 243H107V244H105V245H103ZM109 243V244H108ZM122 243V244H121ZM129 243V245H126V244H128ZM157 243H159V244H157ZM171 243V244H172ZM176 242H174V244H175ZM231 243H232V245H231ZM251 243V244H250ZM9 244H10V246H9ZM27 244V245H26ZM54 244H56V243H54ZM86 244V245H85ZM113 244H114V247H113ZM117 244H118V246H117ZM228 244L229 245H231L230 247L228 246ZM235 244H237V245H235ZM248 244V245H247ZM252 245V247L250 246V245ZM258 244V245H257ZM12 245V246H11ZM51 247H50V246ZM57 245V244H56ZM94 245V246H93ZM104 247V248H100V247H102V246ZM112 245V247L110 248V246ZM120 245V246H119ZM145 245V246H144ZM162 245V246H161ZM190 245V244H189ZM248 247H247V246ZM254 245H255V247H254ZM257 245V246H256ZM260 245V246H259ZM31 246H32V248H31ZM35 246H40L39 248H37V247H35ZM42 246V247H41ZM46 246V247H45ZM106 246V247H105ZM108 246V247H107ZM116 246V247H115ZM147 246H148V248L149 249H146L147 248ZM163 246H164V248H163ZM259 246V247H258ZM29 247V248H28ZM50 247V248H49ZM91 247V248H90ZM134 247H136V248H134ZM143 247H144V250H142V253L141 252H139L141 249H143ZM146 247V248H145ZM207 247V248H206ZM235 247V248H234ZM240 247H241V249H240ZM245 247H247V248H245ZM250 247L251 248H253L255 251H253V249H250ZM24 248V249H23ZM26 248H27V251H28V253H24V251H26ZM51 248H52V250H51ZM55 248V249H54ZM80 248H79V250L78 251H80ZM95 248V249H94ZM98 248V249H97ZM127 248V249H126ZM130 248V249H129ZM133 248V249H132ZM211 248V247H210ZM211 248V249H212ZM12 249V250H11ZM15 249H17V251H18V253H17V251L15 252ZM38 249H39V252H38ZM40 249H41V251H40ZM50 249V250H49ZM86 249V250H85ZM89 249V250H88ZM92 249V250H91ZM114 249H118V250H114ZM209 249V248H208ZM233 249H236V250H233ZM247 251H246V250ZM33 250H34V252H33ZM48 250V251H47ZM58 250H60V249H58ZM73 250V251H74ZM88 250V251H87ZM111 250H113V251H111ZM131 250V251H130ZM132 250L134 251V252H132ZM164 250V251H163ZM203 250V251H202ZM239 250H240V252L241 253H239ZM23 251V252H22ZM37 251V252H36ZM44 251H46V252H44ZM94 251V252H93ZM115 251V252H114ZM128 251V252H127ZM139 253H138V252ZM143 251H144V254H143ZM147 251V252H146ZM199 251V252H200ZM236 251H238V252H236ZM243 251V252H242ZM21 252H22V254H21ZM44 252V253H43ZM114 252V253H113ZM135 252L136 253H138V254H135ZM146 252V253H145ZM230 252V254H228ZM239 254L238 256H240L241 258H242V261H240V259L241 258H239L237 255H235L234 256V254ZM254 254H253V253ZM261 252V253H260ZM24 253V254H23ZM32 253V254H31ZM35 253V254H34ZM42 253V254H41ZM46 253V254H45ZM88 253V254H87ZM93 253V254H92ZM98 253V254H97ZM113 253V254H112ZM134 253V254H133ZM167 253V254H166ZM252 254V255H250V257H247V256H249L248 254ZM18 254V255H17ZM20 254V255H19ZM28 254H30V257H29V255ZM40 254L42 255V256H40ZM50 254V255H49ZM86 254V255H85ZM90 254H92V255H90ZM96 254V255H95ZM121 254V255H120ZM123 254V255H122ZM131 254V255H130ZM133 254V255H132ZM147 254V255H146ZM233 254V255H232ZM262 254H263V256H262ZM5 255V256H4ZM17 255V256H16ZM28 257H27V256ZM47 255H49V256H47ZM87 255H89V256H87ZM112 255V256H111ZM152 255V256H151ZM158 255V256H157ZM254 255V256H253ZM261 255V256H260ZM6 256H7V258H6ZM23 256V257H22ZM40 256V257H39ZM46 256V257H45ZM118 256V257H117ZM123 256V257H122ZM132 256V257H131ZM227 256H229V257H227ZM233 256L236 258L237 257V259H235V258H233ZM14 259H13V258ZM23 259L22 261H20L21 259ZM24 257H25V259H24ZM35 257V258H34ZM39 258V260L37 259V258ZM43 259H42V258ZM48 257V258H47ZM94 257H97V258H94ZM110 257H111V261H110ZM116 257V258H115ZM125 257V258H124ZM129 257H131L130 258V260L132 261H130L129 260ZM151 257V258H150ZM159 257V258H158ZM209 257V256H208ZM15 258H17V259H15ZM41 258V259H40ZM45 258H46V260H45ZM86 258V261L84 260V259ZM92 258V259H91ZM94 258V259H93ZM99 258V259H98ZM125 259V260H121V259ZM135 258V259H134ZM144 258V259H143ZM235 259V260H231V259ZM246 258H248V259H246ZM7 260V261H5V260ZM27 259L29 260V261H27ZM49 260V262H48V260ZM52 260V263H51V260ZM54 259H57V260H54ZM73 260H71V258H70V262L72 263V261H73V263L72 264H79L80 262L79 261H77V260H75V258H72ZM116 259V260H115ZM120 259V260H119ZM134 259V260H133ZM151 259V260H150ZM157 259V260H156ZM250 259H253V260H251L250 261ZM14 260H17L16 262L14 261ZM75 260V261H74ZM94 260V261H93ZM98 260V261H97ZM115 260V261H114ZM128 260V261H127ZM137 260H136V262H137ZM148 260V261H147ZM206 260H207V258H206ZM205 260V263L207 264V261ZM13 262V263H10V262ZM26 261V262H25ZM53 261L55 262V263H53ZM68 261H69V259H68ZM89 261V262H88ZM94 263H93V262ZM114 261V262H113ZM121 261L123 262V263H121ZM150 261H151V263H150ZM202 261V263H203V260H201ZM218 261V262H217ZM231 261V262H230ZM249 261V262H248ZM21 262V263H20ZM67 262V261H66ZM139 262H138V264H139ZM236 262V263H235ZM241 262V263H240ZM23 263V264H24ZM201 262H200V264H202ZM81 264V263H80ZM197 264H199V263H197Z\"/></svg>", "mask_w": 264, "mask_h": 264}, {"label": "clouds", "instance_id": "3", "mask_svg": "<svg viewBox=\"0 0 264 264\" xmlns=\"http://www.w3.org/2000/svg\"><path fill=\"white\" fill-rule=\"evenodd\" d=\"M261 14H264V9H262V13ZM253 251H255V250H253Z\"/></svg>", "mask_w": 264, "mask_h": 264}]
</instances>
